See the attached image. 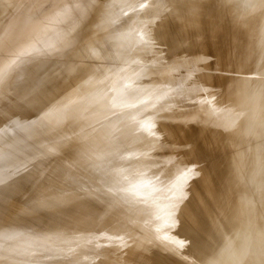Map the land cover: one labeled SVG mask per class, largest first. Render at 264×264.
<instances>
[{
  "label": "rangeland",
  "instance_id": "1",
  "mask_svg": "<svg viewBox=\"0 0 264 264\" xmlns=\"http://www.w3.org/2000/svg\"><path fill=\"white\" fill-rule=\"evenodd\" d=\"M147 1H150L151 3L149 2L148 4H152V6H155L158 3L155 0H147ZM152 1H154V2H152ZM179 1H180L179 4H181V7H179L178 5L177 6L162 5L161 6L162 9L160 10V12H158V10H157V13L153 12V15H156V18L162 17V19L160 20L158 18L159 21H157L156 19L154 21L152 20L148 24H145L143 26V31H144V33L147 31L146 34L148 36H150L151 34H156L157 33L162 38L160 40L156 41V42H148V40L147 41L142 40V41L138 42L136 40V42H138V43H136L135 45L138 44L137 46H134V43H135L134 40L133 41L129 40L124 46H122V44L120 45V42L119 43L112 42L109 45L108 42H107L109 38H107V35L104 34V30H105L106 26H104V25L101 26V29L103 30V32H101L102 35L101 36H97L96 34H93V32H91L92 31L91 28H89V27L86 28L87 27V23H85V20H81V22L79 24L81 27L78 26L77 24L67 25V23L64 22L63 20H57V21H51L50 22V23H52L51 25L41 26L38 29L39 33L33 39L35 41L37 40V43L41 42L42 40L52 36L54 33L58 32V31H61V30H64L66 36H65V38H63V40L58 42V44L55 46V48L54 47L50 48L48 45H46L45 47L44 46L40 47L41 49H38V50H35V51H31V52H27V53H31L30 57L23 55L22 59H27L30 62L25 64V66H23L20 69L19 73H21V75H23L26 72H28L29 70L35 71V73L38 75V78L36 77V80L39 79V86H40L39 88H40V90H42L41 86L46 84L48 82V80H50L51 78L54 79V77H56V75L59 78V79H57V78L54 79V80H56V83H57V81L60 84L63 83L65 87H66V84L68 85V83H70L72 85L73 82H74L73 81L74 79L72 78V75H75V72H73V70L74 71L75 70H78V71L82 70L81 71L82 74L80 73V75H82V76L79 75L78 71H76V73L78 74L79 77H82V79H85L84 80L85 84L84 83L83 84L88 86V89H87L86 94H84V95L82 94L83 97H81V95H79V92L77 93L75 91L76 90L75 88L73 90L69 86V88H71V90L73 91V93H71L72 91L71 92H69V91L67 92L68 89H65L64 86H63V90H62L61 85H58L59 83L54 84V80L53 81L50 80V83L48 82L49 85H52L53 87L55 85L58 86V87L55 86L56 88L54 87L55 88L53 90L54 93H55V90L57 88H58L57 90L61 89V90H59L61 92L58 91V93H57V91H56L55 96L53 95V100H57V98H56L57 95H59L60 93L62 94L66 90V94L63 93L64 96H62L63 94L62 95L60 94V97L62 99H65L64 97H67L69 99L71 97H74V98L70 99V100H72L71 102L68 99V101L71 103L70 107H72L73 104H76V105L80 104L81 105V106L79 105V107L77 106V109L79 108L78 111L81 112V113L78 112L79 116H83V117L77 118V120H79V121L81 120V121L80 122L78 121V124H76L77 127H76V125L74 126L75 128L72 127L71 125H70L71 127H68L67 130L61 128V130L63 132L67 131V133H65V134L63 133L65 136L63 134H62L63 136L62 135L61 136L57 135L59 133L58 129H56V127L53 128L51 126L52 122H50L51 124H49V120H50V118L52 119V117H48V116H51L52 113H56V112H60L61 113V112H63L62 110H64V111L66 109L69 110L70 103L68 101L67 102L69 104L66 102L67 98L65 99V101L64 100L62 101V99H61L60 100L61 102L58 103V100L60 99V97H58L57 102L55 101L56 103H54L53 100H51L52 98H50V94L51 95L53 94V92L51 91V89H53V87L49 86L48 84H46V85L48 87H50L51 89H49L48 87H46V85H44L42 91L44 92L45 87H46L45 90H47V88H48V91H50L51 93L49 94V92L45 91V93L49 94V95H46V96L54 104L53 103L51 104L50 101L47 100V99L45 100L46 102L45 101L42 102L43 105H42V103L41 104L38 103V102H40V100L41 101L44 100V98H42V97H41L42 99L38 98V96H40V94L38 95L40 90L37 91V92L35 91V95L36 94L38 95V96L36 95L37 97L36 96L35 97L40 99V100H38V99L36 100L35 99L36 101H34V102L31 101L32 98H35V97H32V94L34 95V92H33L32 89H35L36 85H34V84L37 83V81L35 79L33 80L32 78H30V79L28 78V79H26L23 82L26 86H29V88H26V89L30 90V92H28L30 97L28 95V96H26V97H28L27 99L24 98L25 97L24 95H26L27 93L22 95L24 100H25V102H26V104L27 105L31 104L32 107L31 106L30 107L29 106L26 107V104H24L25 103L24 101H23V104H24L23 107H25V110H24L23 107L21 108V107L18 106V105H21V104H18V101L15 100V97H16L15 94H17L15 92L17 91L16 90L17 86H14L13 88H10L11 93H9V95H8V97L11 96V97H9V98H11L10 100L13 99V105L14 104L16 105V101H17V106L14 105L17 108L13 107L12 103H10L11 106H9V103H7L8 105H4V106H6V107L8 106L7 107V112L8 111H10V112L6 113V108H4V106L2 104H0V131L3 132V133H4V131L8 132L7 130L15 127L14 132L12 131L13 129L9 130V132L7 133V134H9L8 136L6 135V132H5V135L0 132L1 135H2V137L0 136V139H1L0 140V171H2V170H6L7 171L6 175L3 178L0 179V185H1L0 186V189H1L0 190V196H1V193H5L6 192V194H4L5 196H1V198L3 197V200L0 199V208L2 206H4V207H2L0 209V211H2L1 214H0V216H1L0 219H2V221H3V223H2V221L0 220V223H1L0 224V229H1L0 230V249L4 246L0 250V264H9V262L12 263V261H14L13 264H15L16 262H17V264H112V263L113 264L114 263L115 264H136L135 260H137V259L134 256H132L134 254L133 253L134 251H135V254L137 253V256L138 255L140 256L142 262L145 263V264H146V262H149V261L150 262L147 263V264H151L153 261L155 263L153 262L152 264H156L157 260L159 261V259L161 261L160 264H163V262H165V260H163V259L167 258L166 261H168V257L167 256H168V254L171 253L170 250H172V253L174 251L178 252V250H179V252L181 251L180 254H182V256L184 254V259L186 260L187 249L186 248H179V247H181V244L179 246V243L180 242L182 243L181 239L184 238L185 234H187V231L191 229V226H192V228H196L198 231L200 230V232H201V229L198 228V225H197L198 222H200V221H201V223H204V224L208 225L207 229L209 231V236H210L209 238L212 239V240L210 241V239L207 238L208 242H210L209 243L210 247H209V245H207L208 243L203 238H202L203 244H202V240H201L199 242L200 245H199V243L197 245V243H195L197 240L193 239L194 240V241H192L193 244L195 243L196 246H201V247L204 248V251H201L200 253H197V255H199L198 257H195V255H193V257H194L193 259L195 260L194 264H200V263H202V264H206V263L207 264H214V263L215 264H221V263H223V264H232V261L233 262L234 261L235 262L236 261L237 262L238 261L242 262V263H237V264H247V263L248 264H259L260 262L261 263L264 262V261H262V260H264L263 259L264 258V251H263V248H264V241H263L264 240V233H263V236H261L262 232H264V229H263V227H264L263 226V224H264V212H263L264 211V204H263L264 203V199H263V197H264V186L259 183L257 178H255V175L258 172L260 174V172H262L263 169H262V171L257 169V168L254 169L253 161L251 159H249V158H246L247 154L250 151L255 153V151L257 150L256 153L260 152V151H261V153H263V149L262 148L264 147V131L260 130V128H262V129L264 128V89L255 88V90H253L254 93H255V91H258L260 94L259 95L257 94L258 96L256 95L255 99L251 101L249 99V95L251 97H254L255 95L248 91V86H249L250 82L247 79V77H246V79L243 77L245 75V72L244 73L242 72L241 74H243V76L240 75V77H236L235 72H233L234 75L230 76L231 77V80H230L231 89H230V91L233 90V92H232V96H231V102L230 103L227 102V105H228L227 108H232V107H234L232 105L237 104L236 105L237 106L236 108L238 109L237 111H239L240 113H241V111H243V115L242 116H243V118L245 117L244 119L246 120L247 123L250 122V120H257V122H255L254 124H250L249 123V125H247V123H245L244 125L241 124V125L238 126V125H236V123L238 122L237 120H240V116L237 117V114L235 113V114L231 115V117L229 116V118H228L227 117L228 115H226V113L222 112V115L224 117V119H223L224 123H222L220 125V126L223 125L222 126L223 128L219 127L218 137H221V135H223L221 138L224 137L223 140H227V139L231 138V135L233 136V134H235V135L238 134V136H239V137L237 136L238 140L240 138L241 139L243 138L242 139L243 142L240 139L239 141H241V142H238V144L235 147L230 146L228 148L226 147V146H228V144H227L224 147L225 149L223 150L222 149L223 148L222 147L223 143H221L222 139L221 138H220V140L216 139L215 140L216 142H214V143L215 144L217 142L218 143L215 145V147L216 146L217 147H216V150L213 152L212 159L211 158H210V160L207 159V157H210V156L206 157V154L200 156L199 154H202V153L199 152L200 148L198 147V143H196L197 146H195L194 142L197 140L196 138H197V136L199 134V131H198L199 128L198 127L201 126V125H199V121L202 120L203 118H205V115L207 114V112L209 113V111H207L208 109L207 110L205 109L206 110L205 111L204 109H202V107H200V105H204L203 104L204 102L202 101L203 100L202 97H204V95H205L203 93L204 89H203V85H202V80L205 83V82L208 81V78H206V76L204 78L203 77L200 78L201 85H202L201 87H202L203 90L202 89L200 90V81H199V85H198L199 87L197 86V88H196V85H197L198 81L196 82L197 78H194L195 77L194 75L199 74L197 71H199V72L201 71V68H200L201 66L198 67V65H196V62H198V60L200 62V58H201L200 53H198L199 43L198 44L196 43L197 34L195 36L194 32L193 33L191 32L192 31L191 30L192 27H191V25H189V23L181 22V20L184 19V16H186V14H188L189 11H191L190 10L191 6H192L191 2H193V0H179ZM183 1H185L186 5H185V3ZM173 11H175V12H173ZM73 13H76V12H73ZM134 13L136 15H139L140 17H142V16L145 15L146 11H145V8L143 6H141L139 8V10H136V12L133 10L132 14L135 15ZM174 13H176L175 14L176 16L172 15ZM178 13H180V14H178ZM92 15H95V14H93V12H92ZM113 16H116V13ZM174 17H176V18L174 19ZM168 20H169V23H168ZM159 23H164V25L160 26ZM82 27H84L86 30L90 31L89 32L90 35L88 34L86 36V33H85V35L83 36L84 32L82 31V33H80V28H82ZM92 28H94V27H92ZM183 28H185L184 31L182 30ZM188 29H190V30H188ZM148 31H150L151 34H149ZM166 31H167V33H166ZM177 31H181L183 34H185L183 36H187V35H189L191 33L190 34V36H192L191 38L193 39V37H194L195 39L192 40L188 36L187 37L190 40H192L191 41L192 44L189 43L190 46H189V44H186V45L184 43L181 44L180 43L181 41L179 42L180 38H178V37H177L178 38V41H177L176 37L173 36V35H175V33ZM32 35H33V33H32ZM79 36L80 37L83 36L84 38H82V37L80 38ZM171 37L174 38V40L170 39ZM75 41H76V43H75ZM92 42H93L94 46L97 47V51H95V53L86 54L85 51H88V47L89 46H93ZM179 43H180V45H179ZM195 44H197V46H195ZM107 45H108L109 49H108V47H106ZM64 46H65V48H64ZM68 46L73 47V49L75 48V52L71 53L69 51V52L66 53V51H67L66 48ZM103 46H105V48L108 49V53H107V49L103 48ZM156 46H158V47L161 46V47L160 48L157 47L158 48L157 49ZM152 47H153V49H152ZM103 49L106 50V54L102 53V51H105ZM99 50H100V52H99ZM167 50H168V52H167ZM109 51H110V54H109ZM147 51H148V53H147ZM149 51L151 53H149ZM152 52H153V55L150 56V54H152ZM107 54H109V55L107 56ZM138 56H139V58H138ZM152 56H153L154 59L152 58ZM140 58H141V60H139ZM143 59H145V60H143ZM137 60H139V61H137ZM147 61L150 63V65L148 64ZM132 62H133V64H132ZM256 62H258V61H256ZM260 62H262V60H260ZM49 63H54V64L59 65L58 67H57V65H54V68H53L54 72H53L52 69H50V71H48L49 69L47 70L48 72L51 73V75H49L50 73L49 74L46 73L47 71L45 73H43V70H42L43 66H45V64H49ZM85 63H86V65H89L91 67L87 68L88 66L86 67L84 65ZM60 64H62V66H60ZM144 64L147 65V66H145ZM64 65H65V67H67V70L64 68ZM105 66L109 67L108 70H107V68H105L106 71L108 72V74H107V72H105V69L103 68ZM129 66H130V68H133L134 71L132 69L130 70ZM55 67H56V69H55ZM62 67L66 71L63 72V70H62L63 68ZM69 67H70V69H69ZM80 67H82L84 69H82ZM112 67H114V69H115V67H117L116 68L117 72H115V71L113 72L114 69H112ZM57 68L59 69V71L62 70L61 72H63V73H60L61 74L60 77H59V74H58L59 71H58ZM90 68H91V70H89ZM142 68H145V69H142ZM86 69L88 70L87 71L88 73L86 72ZM71 70H72V72L70 73ZM144 70H146V71L144 72ZM40 71H42L43 76H42V74H39ZM150 71H151V73H150ZM179 71H183V72L179 73ZM184 71H186V72H184ZM55 72H57V74ZM83 72H86V73H83ZM102 72L103 73L105 72L106 74L105 73L103 74ZM109 72H111V74H109ZM136 72L137 73L139 72V73L137 74ZM188 72L193 74L192 75L193 77L191 76L190 79L187 80L188 83L190 82V84L187 85V82L184 83L185 82L184 81L185 78L182 77V76L185 73L186 74L184 76H187ZM196 72H197V74H196ZM54 73L56 75H53V77H52V74H54ZM69 73L71 74V78H72V80H70V81L67 80L68 78H70L69 77L70 75L68 76ZM112 73H115V74H112ZM65 74H67L68 78L65 76ZM77 74L75 76H77ZM85 74H87V76ZM102 74H103L102 77L105 76L104 78L100 77ZM130 74H132L131 76H134L135 74L136 75H135V77L132 78L130 76ZM161 74H163V75H161ZM44 75H47V76L44 77ZM48 75H49L50 79H47ZM127 75H128V78H127ZM170 75H171L172 78H176V75H177V78L179 77L178 79H180L181 81L178 80L177 78L176 79H171ZM188 75H190V74H188ZM39 76H42L43 78H39ZM75 76H73V77L76 78ZM78 76H77V78H78ZM129 76H130V78H129ZM247 76L249 78L253 77L249 73H248ZM99 77L101 78L100 81L103 79L101 81V83L99 81ZM160 77H161V79H160ZM168 77H170V79H169L170 81L168 80ZM198 77H199V75H198ZM125 78H127V79H125ZM153 78L154 79L156 78V80H153ZM165 78H166V80H165ZM65 79H66V81H64ZM80 79L79 80L75 79V82H74L73 85L76 86L77 81H78L79 83L77 84V86L79 85V87H81V88H82V86L86 88V86H84V85L81 86V84H82L81 82L83 80H80ZM129 79L132 80L131 83H130ZM142 79H143V81H142ZM229 79L230 78L228 76L224 77L225 81H227ZM40 80L41 81L43 80L44 82L42 81L43 83L41 84ZM149 80L150 81L152 80L151 83H150ZM177 80H178V82H176ZM198 80H199V78H198ZM51 81H52L53 84H51ZM162 81L166 85L162 84ZM173 81H175V83H173ZM243 81L245 82L246 86L244 84H242ZM66 82H68V83H66ZM171 82H172V86H171ZM181 82L183 83V85H182ZM1 85H2V79L0 77V89H1ZM115 85H117V86H115ZM121 85L123 87H121ZM153 85H154V87H153ZM185 85H186V87H184ZM191 85H192V87H191ZM134 86L137 89H135ZM156 86H157V88H156ZM173 86H175L174 90L172 89ZM189 86H190V88H189ZM108 87H109V89H108ZM115 87H116L117 91H118V89L123 90L122 93L120 91H118V94H113V92H114L113 90H115ZM117 87H119V88L117 89ZM176 87H177V91H176ZM66 88H68V87H66ZM208 88L211 89L212 85H210V87H208ZM101 89H102V91H101ZM157 89H159V90H157ZM181 89H183V91H181ZM189 89H191V91H189ZM193 89H194V93H192ZM31 90H32L33 93L31 92ZM77 90L79 91V89H77ZM96 90H97L96 98H97V93L99 91L102 92L101 96H100V92H99V96L100 97H99V99L97 98L98 101H97V99L94 98L95 97L94 96L95 93H93ZM116 90H115V92H117ZM178 90H179V95L177 94ZM184 90H186L187 92H185ZM207 90H209V89H207ZM198 91H200V93ZM2 92H3V90L2 91L0 90V100H3V98H4L5 92H4V94ZM25 92H27V90ZM74 92L76 93L75 95H74ZM127 92H128V94H127ZM152 92H153V94H152ZM155 92H156V94H155ZM167 92H168V95L166 96ZM70 93H71V96H70ZM119 93H121L122 96L119 95ZM181 93H182V95H181ZM223 93H224L223 90H219L217 92V97H219L218 95L223 96ZM246 93H247V95H246ZM77 94L80 96V98H81L80 101L81 102H78V97H76ZM106 94H108V95H106ZM123 94H125L126 96L131 97L132 100L134 102H136L135 104H134V102L132 103L134 105V107L136 106L135 108L132 106L131 103H128V105L125 103V101H124L125 99H124ZM201 94H203L202 97L199 96ZM13 95L15 96L14 98H12ZM68 95H69V97H68ZM103 95H105L104 98H103ZM244 95L246 97H244ZM260 95H261V97H260ZM22 96H18V99L20 97H22ZM44 96H45V94H44ZM177 96H178L179 99L177 98ZM8 97H6V100L8 99ZM54 97H55V99H54ZM91 97H93L95 99V102L98 104V107H96L97 106L96 103H94L95 105L92 103V102H94L93 101L94 99L92 100ZM76 98H77V102L78 103H74L75 102L74 99H76ZM116 98L118 99V101H116ZM199 98H202V99L199 100ZM235 98H236V101H235ZM28 99H29L30 102L29 101L27 102ZM102 99H104L105 104H102V103H104V101ZM112 99L114 101H116L117 105ZM101 100H102V102H101V104H99L100 103L99 101H101ZM185 100H186V102H185ZM192 100H195V102L192 101ZM237 100H239V101H237ZM89 101L91 102L90 106L94 105V107L93 106L90 107V108H92V110L90 108L87 109L88 105L90 103ZM157 101L159 102V105L157 104L158 103ZM201 101H202V104H201ZM63 102H65V103L63 104ZM87 102H88V104L85 105ZM108 102L109 103L110 102L113 103V105H110V107L112 106V107H114V109H116L115 110L116 114L118 113V111L120 109L123 110L124 118H120L121 119L120 121H123V120H124V122L127 121V124L129 126H133L131 124L134 121L135 122L138 121L137 123L139 124V126H141L142 123L143 124L145 123L144 126L145 125L147 126V127L145 126V128H144L145 131H144V129L143 130L141 129V131H137V130L134 129L135 132L136 131L139 132V133L136 132L137 135L138 134H141V135L143 134V136H144V134L146 135V132H148V130L149 131L153 130L156 133V128L155 127H157V130H159L158 128H160V126H161V128H163V125H161V124H166V123H167V126H169L167 128H170V129L167 130L166 128H163V130H162L160 128L159 134L157 133V136L159 137V139H157L158 137L155 135L156 138L153 136L156 139V140H154V142H152L153 141V139H152L153 137H151L152 140L150 138L148 139L150 143L147 142L148 140L145 141V143L150 144V145L146 144L147 147H145V145H144L145 143H144L143 144L144 146L142 147V145H141L140 147H138L139 149L137 148V150H136L135 146H131L130 145V147H131L130 148L127 144L124 145L123 142H120L118 144L111 143L110 142L111 139H112L111 137H114V133H116V131H115L116 130V126L113 125V123L112 124L110 123L111 125L109 124L110 120L111 119L113 120V116L115 117V114H113L114 113V109H111L112 107L108 108L109 110H106V108L103 106V105H105V106L108 107V105H109V104L107 105ZM164 102L166 104L168 102V105L164 104ZM35 103L36 104L38 103L39 106H37L38 104L36 105ZM121 103L122 104L124 103V106ZM33 104H34V107H33ZM65 104L67 105L66 108L64 106ZM120 104H121V106H120ZM136 104H139V105H136ZM238 104H239V106H238ZM250 104H251V106H250ZM253 104H255L254 107H253ZM125 106L126 107L129 106V107L126 108ZM9 107H11V109ZM27 108H29L31 110L28 111L29 109H27ZM93 108H94V110H93ZM166 108L169 109L168 110L169 112L167 111ZM18 109H19V112H18ZM20 109L21 110L23 109L22 110L23 112H21V114L23 113L22 115L20 114ZM42 109L43 110L45 109L44 111H47V113L46 112L43 113ZM99 109L102 110V111H100ZM134 109L140 110V113L137 112L138 110L136 111ZM245 109H246L247 113H245L246 112ZM26 110L29 113L26 112ZM68 110H66V111H68ZM95 110L97 111L98 114L96 113ZM104 110H106L107 112H105ZM171 110H173V111H171ZM201 110L202 111L204 110L205 113H203ZM216 110L217 109H213V111L215 113H213L212 110L210 111V113L216 114ZM11 111H13V112H11ZM15 111H17L19 113V115H17L18 113L16 112L17 113L16 114ZM134 111H136V112L134 113ZM251 111H252V113H251ZM104 112L106 114L105 115V119L108 118L107 120H109V121H105L104 118H101L103 116L102 113H104ZM25 113H26L27 116H24ZM49 113H50V115H47V117L44 115V114H49ZM87 113H89V114H87ZM131 113H134L132 118L129 119V121L127 119L125 120V118H127V116L130 117ZM209 114L206 115V118H208V117L210 118ZM107 115H109V116H107ZM117 115H119V114H117ZM251 115H253V116H251ZM19 116H22L23 118L21 117L20 119H22L24 121L26 119V122L23 123L24 121L20 120ZM110 116H112V117H110ZM140 116H142L143 119ZM171 116L173 117V119H172ZM16 117H17V119H16ZM72 117H68V118L71 119ZM184 117H186V118H184ZM15 119L16 120L19 119V122L22 121L21 123H23V125H21V124H16L15 125V122L16 123L18 122ZM225 119H226V121H225ZM96 120H97V122H96ZM142 120L144 122L141 123L140 121H142ZM168 120L170 121L169 123H168ZM247 120H249V121H247ZM157 121H159L160 123L158 124ZM175 121H177V122L175 123ZM171 122H173V124L175 123L174 126L172 124H170ZM202 122H203V120H202ZM233 122H235V123H233ZM65 123H67V122H65ZM107 123L110 125V126H108V129L106 130L108 132L107 134H109V135L106 136V133H105L106 131H105L103 133L105 135V137H104V135H101V137L103 136L102 138L100 136L95 138V136H93V131H96V133H97V131H98L97 129H100V126L102 128V126H105L104 124H107ZM6 124H8V127H9V125L12 126V127H10L8 129L6 127ZM79 124H80V126H79ZM97 124H99V125H97ZM230 124L231 125L234 124L236 126L232 127V128H234L233 129L234 133L231 134L230 137H228L229 135L227 134V136H226L225 133H226L227 126L229 128L231 127ZM31 125L34 126V127H32ZM90 125H94V127L93 126L91 127L93 129L90 128L91 132H92L91 135H90V133H91L90 129L88 128V127H90ZM96 125H97V127H96ZM245 125H246V127H245ZM26 126H29V129H27ZM86 126H88V127L85 128ZM172 126H173V128L175 127V129L171 131V129H172L171 127ZM253 126H254V128L259 129V130L257 131V133H254L255 139H253V142L249 143L247 141V139L249 138V136H252V135H250L248 130H250V128H252ZM78 127L80 129L85 128V130L88 129L89 131L87 130L86 133H85V130L83 131L84 133H82L81 131L77 132L74 129H76ZM109 127H110V130H109ZM164 127H166V125ZM187 127H189V128H187ZM33 128H35L34 130L39 129V131L36 130L35 131L36 133H34L33 131H31V130H33ZM146 128L148 130H146ZM178 128H179L180 131L178 130ZM232 128H230V130H232ZM165 129L167 131L173 132V133L170 134V137L173 136L172 138L167 136L169 133ZM187 129H188V131H187ZM64 130H66V131H64ZM138 130H140V129L138 128ZM221 130H223V131L221 132ZM27 131H28V133H26ZM29 131L32 132V135L33 134H38L39 135L41 133L44 136H41V134L39 136L41 138L44 137L45 139L48 136L49 137L47 139L51 138V136H52L53 139L55 137H58L57 138L58 142H57V140H55L56 141V142L54 141L55 144L50 146V144H48V143H46V142H44L42 140V142H38V144H37V141L38 140L41 141L40 140L41 138L39 136H37V137H39V139H38L36 137V135H34V138L38 139V140L36 139L37 140L36 141L33 138L32 135L31 136L29 135V134H31V132H29ZM11 132H12V134H11ZM68 132L70 133V135H69ZM76 132H77V135H76ZM162 132H164V133H162ZM19 133L22 134V136ZM136 133L133 132V136L136 135ZM148 133H151V132H148ZM18 135L21 136L22 139L18 140L19 139ZM131 135H132V133H131ZM245 135H247V136L245 137ZM3 136H7V137H3ZM86 136L88 137V139H87ZM166 136L169 137L171 140H165V139H169ZM225 136H226V138H225ZM70 137H72V138H70ZM92 137H94L93 138L94 140L92 139ZM106 137H107V139H108V137H110L109 140H108L109 142H107ZM175 137H176V140H174ZM215 137H217V136H215ZM234 137H236V136H233L232 138H234ZM12 138L13 139L15 138L16 141L12 140ZM104 138L106 140L102 141V139H104ZM161 139L163 140V142H162L163 144L160 143V145H162L160 148H164V151L162 152L163 155H164L163 157H162V154L160 153V151H158V152L161 155H159V153L156 151V148H154L156 143H157V145H159L158 144V140L160 142ZM87 140H91V141H87ZM83 141H86V143L84 142L85 144H83ZM98 142L101 143V144H99ZM174 142H176V143H174ZM244 142H245V144H244ZM92 143H94V144L97 143L98 146H96L97 144L94 145ZM192 143H194V144H192ZM56 144H57V146H56ZM109 144H111V145H109ZM112 144H113V146H112ZM250 144H251V146H255V147L258 146V149L251 148ZM34 145L37 146V147H35ZM39 145L41 146V148H40ZM69 145H71V146H69ZM89 145L91 147L92 146H96L97 148L95 147L96 148L95 149L94 147H92L90 149L91 150L93 148L94 149L91 151L90 149H88L90 147ZM99 145H100V147H99ZM102 145H103V147H101ZM121 146H123V147H121ZM126 146H128L127 148L131 152H129V151L127 152L128 149L126 148ZM208 146H209V149H210V145H208ZM55 147H57V148H55ZM117 148H118V150H117ZM124 148L127 149V150H125L126 152H124V150H123ZM142 148L143 149L145 148V150H143ZM157 148L159 149V146H157ZM179 148H180V150H179ZM42 149H44V150H42ZM220 149H222V150L220 151ZM245 149H247V150H245ZM33 150L35 151V153H34ZM51 150L52 151L54 150V152H52ZM88 150H90V151H88ZM105 150L107 151V153H106ZM140 150H141V152H140ZM147 150L149 151L148 155L146 153V152H148ZM47 151H49V152H47ZM113 152H115V153H113ZM150 152H153V153H150ZM156 152H157V154H155ZM23 153L25 155L24 157H23ZM36 153H37L38 156H36ZM42 153H43V156H42ZM100 153H101V155H100ZM110 153H111V156H110ZM136 153H138L139 155L136 154ZM219 153L221 155L223 154V157L220 156ZM48 154H50L51 157H50V155L48 156ZM112 154H114L113 157H112ZM140 154H142V156ZM149 154H150V158L148 157L149 158L148 159L147 156H149ZM21 155H22V157L24 159L22 157H20ZM105 155H107V157L109 156L111 158H109V157L106 158ZM133 155H135V156H133ZM136 155H138V156L136 157ZM154 155H158L159 157L157 156V158H156ZM263 155H264V153H263ZM31 156H32V160H31ZM59 156H60V158H59ZM102 156H104L106 159H104V157H102ZM25 157H26V159H25ZM34 157H36V159ZM42 157H43V159H41ZM151 157L152 158L155 157L154 160ZM202 157H204L206 159V160H204V162L208 160V164L210 163L209 161L213 160L214 161V163H213L214 165H211L212 162H213V161H211V164H210L211 167L208 166L207 163L206 164L203 163L204 165L202 164L203 167H201V163L203 162L202 160L204 159V158L202 159ZM61 158H62V160H61ZM112 158H114V159H112ZM197 158H199V160L200 159H202V160H200V162H199V160ZM222 158H225V160L222 159ZM45 159H47V160L45 161ZM109 159L111 161H113V160L114 161L112 163L108 162ZM150 159H152L151 160L152 162L150 161ZM36 160H38V161H36ZM220 160L222 162H220ZM134 161H136L135 164L138 166V168L140 167L138 169V171H136L137 167H135V169L133 167V166H135V164L133 163ZM170 162H171L170 165L172 167H173V164H174V166H177L178 168L177 167L176 168H172L173 170H175L173 172V175H172V173H168L165 177H161L162 174L160 175V173H161L162 169L160 170V172L157 171L156 169L162 168L161 166H169ZM58 163H59V166H58ZM130 163L133 164V166L130 165ZM244 163H246V164H244ZM26 164H28V165H26ZM66 164H67V166H66ZM123 164L124 165L125 164L130 165V167L128 169V168H126L127 167L126 166L125 167L126 169H125L124 173L122 172L123 173L122 174V173H120V171L123 170V169H121L118 166L122 165V168H124ZM149 164H152V166H150ZM198 165H199V167H201V169H203V170H200V172L198 171V168H199ZM227 165H228V167H227ZM249 165L252 166L253 168L250 167ZM131 166H132L133 170H132ZM205 166H207V169H209L208 167H210L209 172H211L210 170H212V169H213V171H215L214 169H216V171H218L220 173V174L217 173L218 175L221 176V173L222 172L224 173V175L221 176L222 177L221 185L219 184V179L217 180L216 177H215L217 174H215V172H213V171L212 172L215 175H213L212 172L209 173L207 170H205L206 168L204 169ZM212 166H213V168H212ZM16 167H17V170H16ZM42 167H43V169H42ZM62 167H64V168H62ZM117 167H118V169L120 168L121 170L120 169L118 171L115 170V169H117ZM249 167L252 168V171H251V169H249ZM151 168H152V170L154 169L153 171L156 170L159 173L152 172ZM189 168L193 169L195 175H192L191 179H189L187 181V183L184 185L182 199L177 200L176 199V192H177L178 178H180L182 176V174ZM58 169H59V171H58ZM81 169H82V171H81ZM130 169L132 171H136V172H133L135 176L132 173V176L135 179L130 176L131 172H132ZM108 170H112V171L114 170L116 173H119V174L116 175V173L114 171H113L114 173H112V171L108 172ZM201 171L202 172L205 171L203 173H205L206 176L209 173V176H208L209 178L205 177L207 180L209 179V182H211V183L208 182L210 184L209 186H207V183H206L207 181H205L206 179L203 178L205 175L203 173H201ZM106 172H108V173L106 174ZM196 172H198L197 176H196ZM21 173L31 174V177L27 178V180H26V178H24L23 181H20V178L22 177ZM90 173H92V174H90ZM103 173H104V175H106V178L103 176ZM109 174H112V175H109ZM98 175L99 176L100 175L103 176V178H101V176H100V178H97V177H99ZM107 175H108V177H107ZM198 175L199 176L200 175L201 176L204 175L203 177L200 176L204 180L203 181H202V179L200 180ZM210 175H211V177H210ZM218 175H217V178L220 177ZM127 176H128V179H127ZM213 176H214V178L216 180L213 178ZM242 176H245V177H242ZM252 176H254V177H252ZM224 177L226 178V181L225 180L224 181L227 182V183H225L223 181V179H225ZM210 178H213V179H210ZM8 179L10 180V182H8L9 181ZM254 179H255V182H254ZM17 180L22 182V184L26 180L25 183L22 185V187H24L25 190H24V188H22L23 191L16 192L17 190H12L11 189V185L13 183H15ZM29 180H30V182H29ZM213 180H215V181H213ZM230 180L231 181L233 180L234 182L233 181L231 182ZM245 180H247L248 182L245 181ZM252 180H253V183H252ZM18 181L16 182L17 184L19 183ZM216 181H217V183L219 185L218 187H219L220 190L219 189L216 190L218 188V187L216 188V186H217ZM249 181L251 182V184L249 183ZM257 181H258V183H257ZM88 182H89V184H88ZM145 182H147V183L150 182V183L146 184ZM204 182H205V184L203 186L202 184ZM213 182H215V185H213L214 187L213 186L211 187ZM64 183H65V185H64ZM90 183H91V185H90ZM230 183H232V185ZM5 185H7V186H5ZM8 185L10 187H8ZM224 185H225V187H224ZM241 185H242V187H241ZM249 185H254L253 186L254 188H252V186L250 188ZM3 186H5V189L8 188L9 191H7L8 189L5 190ZM115 186H116V188H115ZM146 186H147V188H146ZM89 187H91V188H89ZM144 187H145V189H144ZM236 187L237 188L241 187L240 188L241 189L240 193L238 191L239 195H238V193H236V190H235ZM258 187H259V189H258ZM133 188H134V191H131V192L126 191L127 189H133ZM198 188H200V189H198ZM233 188H234V190H233ZM242 188H244V190L247 193L244 192V190ZM3 189L5 190V192H4ZM248 189L249 190L251 189V190L249 191ZM2 190H3V192H1ZM27 190L29 191L28 194H27ZM214 190H216L217 194L219 193L216 196V198L214 196L215 195V193H214L215 191ZM111 191H112V193H111ZM123 192H127L126 194H128V195L125 194V196H127V198L124 196ZM232 192H235L238 196L234 195L235 193L232 194ZM258 192H261V193H258ZM20 193H22V194H20ZM203 193L205 195H203ZM213 193H214V195H213ZM55 194L56 195L58 194L56 196V198L58 197L57 199L55 198ZM66 194H68V196H66ZM228 194H230V195H228ZM262 194H263V196H262ZM6 195H7V197H6ZM20 195H22V197ZM18 196H20V197H18ZM48 196H49V198H48ZM139 196H140V198H139ZM159 196H160V198H159ZM255 196H256V198H254ZM66 197L69 198V202L67 201L68 199ZM123 197L125 198L126 201L124 200ZM257 197H258V203L250 201V200H255V199L257 201ZM141 198H143L141 202L144 201V203H145L144 206L145 207L143 206V203H141L142 204L141 209L142 208H144V209H142V210L137 209L136 210V207L138 205L139 206L141 205V204L138 203V201ZM205 198H208L209 200L208 199L206 200ZM12 199H13V201H11ZM39 199H41V202H44L45 204L39 203L38 202V201H40ZM43 199H44V201H43ZM232 199L233 200L235 199V201H233ZM260 199H261L262 203H261ZM50 200L52 202H50ZM8 201H9V203H8ZM64 201H66L67 203L66 202L64 203ZM35 203L38 206L35 205ZM135 203L136 204L138 203V205H135ZM233 203H235V206H237V207H235L233 205ZM243 203H245V204H243ZM56 204H57V206H56ZM191 205H192V207H191ZM227 205L230 207V210H229V207ZM155 207H157V208H155ZM257 207H258V209H257ZM260 207H262V208H260ZM137 208H140V207H137ZM250 208L252 210H250ZM18 209H19V211H18ZM81 209H82V212H81ZM223 210H224V212H223ZM225 210H226V212H225ZM231 210H232V212H231L232 215H230V211ZM6 211H7V213H6ZM77 211H80L81 214H79ZM256 212H257V214H256ZM187 213H188V215H187ZM199 213H200L201 216L199 215ZM225 213L229 214V215L228 216H224V215H226ZM76 214H77V216H76ZM245 214H246V216H245ZM253 214H255V216ZM16 215L19 216V217H17ZM237 215H239V216H237ZM242 215H244V216H242ZM249 215H251V216H249ZM4 216H5V219L3 220ZM7 216H8V218H7ZM9 216H12V217L10 218ZM197 216H199L200 218L197 217ZM203 216H204V219L202 218ZM231 216L233 218H231ZM15 217L18 218L19 221L17 223H13L14 226L13 225L10 226V224H11L10 222L13 221V219ZM23 217H24V219H23ZM226 217H228V218H226ZM247 217H249V218H247ZM251 217H253V218H251ZM6 218L8 220L9 219H12V220L8 221V220H6ZM46 218H48V219H46ZM35 219L37 221L40 220V222L43 220L41 222V224H39V225H40L41 228H43V226H41V225H45V229L47 231L44 230V228H43V231H42V230H40L41 229L40 227H39L40 228L39 229L37 226H35V223L37 222ZM197 219L199 220L198 222H197ZM31 220L33 221V223L35 222L34 223L35 227L32 226L33 223L31 222ZM188 221H190V222H188ZM40 222L38 221V223H40ZM59 223H62L63 225L62 224L60 225ZM6 224L9 225V226L7 227ZM58 224H59V226H58ZM3 225H4V228H3ZM167 226L169 228H167ZM36 227L38 229H36ZM88 228H89V230H88ZM137 228L139 230H137ZM240 228H242V229H240ZM259 228H261V229H259ZM34 229H36L37 231L34 230ZM254 229H255V231H254ZM38 230H40V231H38ZM235 230H236V232H235ZM247 230L251 231V233L248 232ZM260 230H262V232L259 233ZM143 232H144V234H143ZM213 232H215V233H213ZM19 234H20V237H22L21 241H20V238L18 237ZM224 234H226V235H224ZM259 235H260V237L263 240L259 238ZM16 236H17V240H16ZM238 236H239V238H238ZM241 236H242V238H241ZM250 236L251 237L253 236V237L250 238ZM13 237H14V240L17 241V243H16V241L12 242L13 241ZM26 237H28V238H26ZM153 237L156 238L157 240H155V239L153 240ZM148 239H150V240H148ZM250 239H252V241H254L256 243L252 242ZM29 240L31 241L30 243H29ZM222 240H225V241H223L224 244H223ZM259 240H262V241L259 242ZM18 241H20V242H18ZM157 241L159 243L160 242L161 243L159 244ZM213 241H215V242H213ZM151 242H152V244H151ZM154 242L157 245H155ZM165 242H167L168 244H166ZM169 242H171V243H169ZM214 243L216 244L215 246H214ZM227 243H229V244H227ZM2 244H4V245H2ZM161 244H163L164 246L162 245V249H159V248H161V246H160ZM15 245L17 246V248H16ZM204 245H206V247ZM247 245H248V248H247ZM260 245H263V247H261ZM26 246H28V247L31 246V247H29L31 249V252L34 249V247H32V246L39 247L40 248V252H39L40 255L38 253H36L37 251H39V250H37L38 248H36L35 252H32V253H36V254H34L35 256L34 255L31 256L32 254L28 253V251L30 249L28 247H26ZM24 247H26L28 249V250H26V252L28 253L27 255H25L26 254L25 251H24V253L22 252ZM218 247H219L220 250L217 249ZM255 247L257 248V250H256ZM258 247H260V248H258ZM245 248L248 249V252H247V250ZM153 249H155V250H153ZM166 250L169 251L170 253H168ZM94 251H96V255L95 256H94V254L92 255V253H95ZM161 251L164 252V253H162ZM198 251H199V249H198ZM224 251H226V252H224ZM233 251H235V252H233ZM245 251L247 252V254H246ZM17 253H23V255L17 256ZM145 253H146V255H145ZM223 253H225V254H223ZM238 254H239L240 258H238L239 257V256H237ZM28 255L31 256V257H29ZM128 255L131 257V259H130V257ZM158 255H161L163 258L161 256L159 258ZM201 255L203 256L202 258H201ZM211 255H213V256H211ZM145 256H146V258H144ZM164 256H165V258H164ZM217 256H219V257H217ZM226 256H227V259H226ZM228 256H229V258H228ZM32 257L34 259L36 257L34 262L32 261L33 260ZM29 258H31L32 260L29 259ZM133 258H135V259H133ZM128 259H129V261H128ZM123 260H125V261H123ZM213 260H215V262ZM118 261H119V263H118ZM196 261H198V262H196ZM209 261L211 263H209ZM159 262H157V263H159ZM190 262H192V261L190 260ZM218 262H220V263H218ZM235 262L233 264H236Z\"/></svg>",
  "mask_w": 264,
  "mask_h": 264
},
{
  "label": "bare ground",
  "instance_id": "2",
  "mask_svg": "<svg viewBox=\"0 0 264 264\" xmlns=\"http://www.w3.org/2000/svg\"><path fill=\"white\" fill-rule=\"evenodd\" d=\"M156 2H158L157 3V5H155V6H152V4H148L150 1H147V0H0V77H1V79H2V85H1V91L3 90V94H4V92H5V94H4V98H3V100H0V104H2L3 106L4 105H8L7 103H9V106H11L10 105V103H12V106L13 107H15V106H17V101H18V104H21V105H18L19 107H23V105L24 104H26V102H25V100H24V98H28V97H26V96H28L29 94H28V92H30V90L29 89H26V88H29V86H26L23 82L26 80V79H30V78H32L33 80L35 79L36 80V77L38 78V75L35 73V71H33V70H29L28 72H26L25 74H23V75H21V73H19V71H20V69L23 67V66H25V65H23V66H20V67H17L16 65L17 64H19V60L20 59H22V56L25 54V53H27V52H31V51H35V50H38V49H41L40 47H42V46H46V45H48L50 48H55V46L58 44V42H60L61 40H63V38H65V32H64V30H61V31H58V32H56V33H54L52 36H50V37H48V38H46V39H44V40H42L41 42H39V43H37V40L35 41V40H33L34 38H35V36L39 33V31H38V29L41 27V26H48V25H51L52 23H50L51 21H57V20H63L64 22H66L67 23V25H74V24H77L78 26H80L79 24H80V22H81V20H85V23H87V27L86 28H91V32H93V34H96L97 36H101L102 35V33L101 32H103V30L101 29V26L102 25H104V26H106L105 27V30H104V34L105 35H107V38H109L108 39V44L110 45L112 42H116V43H119L120 42V45L122 44V46H124L129 40H134V46H137V45H135L136 43H138L139 41H142V40H145V41H147L148 40V42H156V41H158V40H160L162 37L161 36H159V34H151L150 33V31H148L149 32V34H151L150 36H148L146 33H147V31L144 33V31H143V26L145 25V24H148L150 21H154L155 19L157 20V21H159V19L161 20L162 19V17H158V18H156V15H153V12L155 13H157V10H158V12H160V10L162 9L161 8V6L162 5H172V6H179V7H181V4H179L180 3V1L179 0H155ZM220 1V2H219ZM193 0V2H191V11H189V13L188 14H186V16H184V19L183 20H181V22H185V23H189V25H191V27H192V33L194 32V34H195V36H196V34H197V36H196V43L198 44L199 43V47H198V53H200V55H201V58H200V62H199V60H198V62H196V65H198V67L199 66H201L200 68H201V71L199 72V71H197L199 74H197V72H196V74L197 75H194L195 77L194 78H197L196 79V82L198 81V83H197V85H196V88H197V86L199 85V81H200V78L201 77H205L206 76V78H208V81L207 82H203V80H202V85H203V89H202V85H201V81H200V90L202 89L203 90V93L205 94L204 95V97H202V95L203 94H201V95H199L200 97H202L203 98V104L204 105H200V107H202V109H208L207 111H209V113H210V111L212 110L213 111V109H217L216 110V114H212V113H208L207 112V114H209V116H210V118L208 117V118H206V115H205V118H203L202 120H203V122H202V120H200L199 121V125H201V126H199L198 128H199V134H198V136H197V140L194 142V143H192V144H194L195 146H197V144L196 143H198V147L200 148V150H199V152H201L202 154H199L200 156L201 155H205L206 154V157L207 156H210V157H207V159H209L210 160V158L212 159V156H213V152L216 150V147H215V145L218 143H214V142H216L215 140L216 139H218V140H220V138L223 136V135H221V137H218V130H219V127H221V128H223L222 126H220L222 123H224V117H223V115H222V112H224V113H226V115H228L227 117L229 118V116L231 117V115H233V114H237V117L238 116H240V120H237L238 122L236 123V125H244L245 123H247L246 122V120L243 118V111H241V113L239 112V111H237L238 109L236 108L237 106V104H234V105H232V106H234V107H232V108H227V102L228 103H230L231 102V96H232V92H233V90H231L230 91V89H231V84H230V80H231V77L230 76H233L234 75V73L233 72H235V75H236V77H240V75H242L243 76V74H241L242 72L244 73L245 72V75L243 76L245 79H246V77H247V79L249 80V86H248V91L250 92V93H252V94H254L255 96L254 97H251L250 95H249V99L252 101V100H254L255 99V97H256V95L258 94H260L258 91H255V93H254V91L253 90H255V88H262V89H264V11H261V10H259L257 7H254V4L256 3V0H236V3H235V5H234V7H235V9H236V12L234 13L233 11H229V9H227L225 6H224V4H223V0ZM152 2H154V1H152ZM184 3H185V1H183ZM219 2V3H218ZM151 3V2H150ZM188 3V2H187ZM185 5H186V3H185ZM184 5V6H185ZM141 6H143L144 8H145V11H146V13H145V15L144 16H142V17H140L139 15H136L135 13V15H133L132 14V11L134 10L135 12H136V10H139V8L141 7ZM188 6V5H187ZM169 7V6H168ZM189 7V6H188ZM173 8V7H172ZM186 8V7H185ZM170 9V8H169ZM174 9V8H173ZM172 9V10H173ZM183 9V8H182ZM187 9V8H186ZM185 9V10H186ZM178 11V10H177ZM73 12H76V13H73ZM92 12H93V14H95V15H92ZM172 12V11H171ZM173 12H175V11H173ZM72 13V14H71ZM116 13V16H113L114 14ZM176 13H174V14H172V15H175ZM178 14H180V13H178ZM182 14V13H181ZM176 16V15H175ZM183 16V15H182ZM181 16V17H182ZM178 17V16H177ZM176 17H174V19H175ZM170 20V19H169ZM169 20H168V23H169ZM171 21V20H170ZM165 23V22H164ZM164 23H159L160 24V26L161 25H164ZM90 25V26H89ZM182 26V25H181ZM81 27V26H80ZM92 27H94V28H92ZM183 27V26H182ZM83 28V29H82ZM82 28H80V33H82V31L84 32V34H83V36L85 35V33H86V36L89 34V32L90 31H88V30H86L84 27H82ZM94 29V30H93ZM184 29L185 28H183L182 30L184 31ZM36 30V31H35ZM188 30H190V29H188ZM32 33H33V35H32ZM79 33V34H80ZM166 33H167V31H166ZM92 34V33H91ZM182 34V35H181ZM191 34V33H190ZM190 34L189 35H187L189 38H191L192 36H190ZM82 35V34H81ZM90 35V34H89ZM183 35H185V34H183L181 31H177L176 33H175V35H173V36H175L176 37V40L178 41V38H180L179 39V42L181 43V44H189V43H191L192 44V40L193 39H195L194 37H193V39L192 40H190L187 36H183ZM34 36V37H33ZM83 36H81L82 38H84ZM168 36V35H167ZM180 36V37H179ZM194 36V35H193ZM80 37V36H79ZM80 37V38H81ZM178 37V38H177ZM102 38V37H101ZM73 39V38H72ZM71 39V40H72ZM168 39V38H167ZM170 39H173L174 40V38H170ZM103 40V39H102ZM136 40L138 41V42H136ZM35 41V42H34ZM183 41V42H182ZM161 42V41H160ZM175 42V41H174ZM173 42V43H174ZM195 42V41H194ZM75 43H76V41H75ZM180 43H179V45H180ZM92 44H93V42H92ZM91 44V45H92ZM197 44H195V46H197ZM72 45V44H71ZM154 46V45H153ZM189 46H190V44H189ZM106 47H108V45L106 46ZM155 47V46H154ZM158 46H156V48H157ZM161 47V46H160ZM160 47H158V48H160ZM175 47V46H174ZM181 47V46H180ZM64 48H65V46H64ZM103 48H105V46H103ZM157 48V49H158ZM165 48V47H164ZM78 49V48H77ZM76 49V50H77ZM105 49H107V48H105ZM105 49H103V50H105ZM108 49H109V47H108ZM108 49H107V53H108ZM152 49H153V47H152ZM151 49V50H152ZM162 49V48H161ZM170 49V48H169ZM66 53L67 52H71V53H73V52H75V48L73 49V47H70V46H68L67 48H66ZM150 50V51H151ZM65 51V50H64ZM95 51H97V47H95L94 46V44H93V46H89L88 47V51H85V53L86 54H91V53H95ZM102 51V50H101ZM149 51V53H151ZM78 52V51H77ZM99 52H100V50H99ZM160 52V51H159ZM167 52H168V50H167ZM79 53V52H78ZM102 53L103 54H106V50L105 51H102ZM147 53H148V51H147ZM109 54H110V51H109ZM109 54H107V56L109 55ZM185 54V53H184ZM144 55V54H143ZM151 55H153V52H152V54H150V56ZM199 55V54H198ZM173 56V55H172ZM155 57V56H154ZM19 58V59H18ZM138 58H139V56H138ZM152 58H153V56H152ZM180 58V57H179ZM199 58V57H198ZM154 59V58H153ZM139 60H141V58L139 59ZM139 60H137V61H139ZM143 60H145V59H143ZM148 60V59H147ZM260 60H262V62H260ZM16 62L15 64L13 63V62ZM136 61V60H135ZM256 61H258V62H256ZM148 62V61H147ZM87 63V62H86ZM86 63L84 64L87 68H89V67H91V66H89V65H86ZM132 64H133V62H132ZM148 64L150 65V63L148 62ZM174 64V63H173ZM190 64V63H189ZM54 65H57V64H54V63H49V64H45V66H43V68H42V70H43V73H45L48 69V71H50V69H52L53 70V68H54ZM83 65V66H84ZM145 65V64H144ZM143 65V66H144ZM156 65V64H155ZM182 65V64H181ZM11 66V67H10ZM59 65H57V67H58ZM60 66H62V64H60ZM81 66V65H80ZM127 66V65H126ZM145 66H147V65H145ZM192 66V65H191ZM197 67V66H196ZM28 68V67H27ZM60 68V67H59ZM63 68V67H62ZM64 68L67 70V67H65V65H64ZM64 68L62 69L63 70V72L64 71H66V70H64ZM75 68V67H74ZM80 68H82V67H80ZM104 69L105 68H107V70L109 69V67H103ZM117 67H115V69H114V67H112V69H114L113 70V72L115 71V72H117L116 69ZM152 68V67H151ZM55 69H56V67H55ZM58 69V68H57ZM69 69H70V67H69ZM82 69H84V68H82ZM111 69V68H110ZM124 69V68H123ZM129 69L131 70H133V68H130V66H129ZM142 69H145V68H142ZM62 70H60L59 71V69H58V74H59V77L61 76V74L60 73H63V72H61ZM80 70V69H79ZM89 70H91V68L89 69ZM126 70V69H125ZM165 70V69H164ZM183 70V69H182ZM46 72V73H50V72ZM56 71V70H55ZM69 71V70H68ZM76 71H78V70H73V72H75V75L77 74L76 73ZM82 71V70H81ZM81 71H78L79 72V75H80V73L82 74V72ZM88 70L86 69V72H87ZM129 71V70H128ZM134 71V70H133ZM141 71V70H140ZM146 70H144V72H145ZM149 71V70H148ZM169 71V70H168ZM52 72V71H51ZM53 72H54V70H53ZM72 72V70L70 71V73ZM86 72H83V73H86ZM92 72V71H91ZM105 72H107L106 71V69H105ZM104 72V73H105ZM112 72V71H111ZM111 72H109V74H111ZM160 72V71H159ZM180 72H183V71H179V73ZM184 72H186V71H184ZM39 73V72H38ZM43 73H42V71H40V73L39 74H42V76H43ZM56 74H57V72H55ZM52 74V77H53V75H56V74ZM68 74V76L70 77V78H68L67 77V74H65V76L68 78L67 80H72V78L74 79L73 81L75 82V79H77V80H79L80 78V80H83L80 84H81V86L82 85H84L85 84V82H84V80L85 79H82V77H79L78 76V74H77V76H78V78H77V76H75V75H72V78H71V74ZM88 73V72H87ZM103 73V72H102ZM103 73V74H104ZM120 73V72H119ZM130 73V72H129ZM133 73V72H132ZM137 73V72H136ZM139 73V72H138ZM137 73V74H138ZM148 73V72H147ZM150 73H151V71H150ZM162 73V72H161ZM169 73V72H168ZM232 73V74H231ZM247 73V74H246ZM248 73L249 74H251L252 76V78H249L247 75H248ZM103 74L100 76V77H102L103 76ZM106 74V73H105ZM107 74H108V72H107ZM112 74H115V73H112ZM154 74V73H153ZM186 74V73H185ZM185 74H183V76L182 77H184L185 78V82L184 83H186L187 82V85L188 84H190V82L188 83V81L187 80H189L190 79V77L193 75V74H191V73H187V76H184ZM188 74H190V75H188ZM37 75V76H36ZM49 75H51V73L49 74ZM49 75H48V78L47 79H50L49 78ZM86 76H87V74H85ZM132 74H130V76H131ZM134 75V74H133ZM136 75V74H135ZM135 75L134 76H131L132 78L133 77H135ZM149 75V74H148ZM152 75V74H151ZM157 75V74H156ZM161 75H163V74H161ZM167 75V74H166ZM165 75V76H166ZM198 75H199V77H198ZM42 76H39V78H43ZM47 75H44V77H46ZM73 76H75L76 78H74ZM80 76H82V75H80ZM122 76V75H121ZM130 76H129V78H130ZM141 76V75H140ZM173 76V75H172ZM229 77L230 79L229 80H227V81H225L224 80V77ZM35 77V78H34ZM99 77V81H100V78ZM105 77V76H104ZM104 77H102V78H104ZM153 77V76H152ZM158 77V76H157ZM156 77V78H157ZM170 77H171V75H170ZM170 77H168V80L170 79ZM193 77V76H192ZM59 79L58 77H57V75H56V77H54V79ZM84 78V77H83ZM116 78V77H115ZM127 78H128V75H127ZM127 78H125V79H127ZM131 78V79H132ZM151 78V77H150ZM156 78L154 79L153 78V80H156ZM176 78H177V75H176ZM176 78H172L171 77V79H176ZM179 78V77H178ZM177 78V79H178ZM193 78V79H194ZM198 78H199V80H198ZM46 79V80H47ZM53 78H51L50 80H54ZM131 79H129V81H130V83L132 82V80ZM160 79H161V77H160ZM163 79V78H162ZM182 79V78H181ZM235 79V78H234ZM45 80V79H44ZM50 80H48V82L50 83ZM76 80V81H77ZM103 80V79H102ZM101 80V81H102ZM158 80V79H157ZM165 80H166V78H165ZM178 80H180V79H178ZM178 80L176 81V82H178ZM37 81V83L36 84H34V85H36V87H35V89H32L33 90V92H34V95L32 94V97H35L36 95H35V91L37 92V91H39L40 90V86H39V79H37L36 80ZM41 81V80H40ZM43 81V80H42ZM41 81V84L44 82H42ZM52 81H51V84H53L52 83ZM64 81H66V79L64 80ZM63 81V82H64ZM68 81V82H69ZM101 81H100V83H101ZM111 81V80H110ZM142 81H143V79H142ZM150 81V80H149ZM152 81V80H151ZM151 81H150V83H151ZM164 81V80H163ZM163 81H162V84H164V85H166L165 83H163ZM170 81V80H169ZM181 81V80H180ZM192 81V80H191ZM46 83V84H48L49 85V83ZM68 82H66V83H68ZM74 82H73V84H74ZM119 82V81H118ZM141 82V81H140ZM146 82V81H145ZM156 82V81H155ZM168 82V81H167ZM57 83H59L58 81H57ZM56 83V80H54V84H57ZM62 83V82H61ZM65 83V84H66ZM72 83V82H71ZM79 82L77 81V84H78ZM84 83V84H83ZM110 83V82H109ZM169 83V82H168ZM173 83H175V81H173ZM182 83V82H181ZM195 83V82H194ZM46 84H44V85H46ZM63 84V83H62ZM62 84H58V85H61V88H62V90H63V86H64V84L62 85ZM70 83H68V85L66 84V87H68V88H66L65 86V89H68L67 90V92L69 91V92H71L72 90H71V88L74 90V88L76 89L75 91L78 93L79 92V95H81V97H83L82 96V94L84 95V94H86V92H87V89H88V86H86V85H84V86H86V88L85 87H83L82 86V88L81 87H79V85L77 86V84H76V86H74L73 84V86L70 84ZM89 84V83H88ZM117 84V83H116ZM121 84V83H120ZM140 84V83H139ZM242 84H244L245 86H246V84H245V82L243 81L242 82ZM38 85V86H37ZM43 85V86H44ZM152 85V84H151ZM182 85H183V83H182ZM210 85H212V88L210 89V88H208V87H210ZM14 86H17L16 87V92L15 93H17V94H15L16 95V97L13 95V97L12 98H14L15 97V100H17L16 101V105L14 106L13 105V99L12 100H10L11 98H9V97H11V96H9L8 97V95H9V93H11V91H10V88H13ZM43 86H41L42 87V90H43ZM49 86H51V87H53L52 85H49ZM55 86H57V85H55ZM54 86V87H55ZM69 86L71 87V88H69ZM113 86V85H112ZM115 86H117V85H115ZM137 86V85H136ZM158 86V85H157ZM157 86H156V88H157ZM171 86H172V82H171ZM176 86V85H175ZM175 86H173L172 87V89L174 90V88H175ZM181 86V85H180ZM194 86V85H193ZM31 87V86H30ZM46 87H48L47 85H46ZM46 87H45V89H46ZM53 87V89H51L50 87H48L49 89H51V91L53 92V94L51 95L50 93V91H48V88H47V90H45L44 89V92L42 91V90H40L39 91V93H38V95L40 94V96H38V98H40V99H42V98H44V100H40V99H38V98H32V100L31 101H36L37 99L38 100H40V102H38V103H42L43 101H45L46 99L47 100H49V98L46 96V95H49L50 94V98H52L51 100H53V95L55 96V93H56V91H57V93H58V91L59 90H61V89H59V90H55V93H54V89L56 88H54ZM58 87V86H57ZM96 87V86H95ZM107 87V86H106ZM114 87V86H113ZM120 87V86H119ZM119 87H117V89L119 88ZM121 87H123L122 85H121ZM153 87H154V85H153ZM160 87V86H159ZM162 87V86H161ZM168 87V86H167ZM179 87V86H178ZM184 87H186V85L184 86ZM191 87H192V85H191ZM199 87V86H198ZM18 88V89H17ZM32 88V87H31ZM30 88V89H31ZM60 88V87H59ZM134 88L135 89H137L135 86H134ZM147 88V87H146ZM180 88V87H179ZM189 88H190V86H189ZM195 88V87H194ZM27 90V92H25L26 90ZM64 89V90H65ZM77 89H79V91L77 90ZM99 89V88H98ZM106 89V88H105ZM108 89H109V87H108ZM123 89V88H122ZM164 89V88H163ZM168 89V88H167ZM187 89V88H186ZM192 89V88H191ZM191 89H189V91H191ZM207 89H209V90H207ZM261 89V90H262ZM5 90V91H4ZM29 90V91H28ZM32 90H31V92H32ZM107 90V89H106ZM111 90V89H110ZM113 90V89H112ZM115 90H116V87H115ZM115 90H113L114 92H113V94H118V91H120L121 93H122V91L123 90H121V89H118V91L117 92H115ZM132 90V89H131ZM151 90V89H150ZM155 90V89H154ZM153 90V91H154ZM157 90H159V89H157ZM180 90V89H179ZM179 90H178V92H177V94L179 95ZM197 90V89H196ZM199 90V89H198ZM219 90H223L224 91V93H223V96H220V95H218L219 97H217V92L219 91ZM42 91V92H41ZM45 91L46 92H49V94L48 93H45ZM91 91V90H90ZM101 91H102V89H101ZM148 91V90H147ZM176 91H177V87H176ZM181 91H183V89H181ZM185 92H187L186 90H184ZM193 92L192 93H194V89L192 90ZM253 91V92H252ZM25 92V93H24ZM32 92V93H33ZM59 92H61V91H59ZM82 92V93H81ZM96 92H97V90L96 91H94L93 93H95V99H99V97L102 95L101 93L102 92H100V96H99V92L97 93V98H96ZM112 92V91H111ZM131 92V91H130ZM139 92V91H138ZM199 93H200V91H198ZM197 92V93H198ZM27 93V94H26ZM63 93H65L66 94V90H65V92H63ZM62 93V94H63ZM71 93H73V91L71 92ZM71 93H70V96H71ZM121 93H119V95H121ZM136 93V92H135ZM172 93V92H171ZM189 93V92H188ZM202 93V92H201ZM249 93V94H250ZM24 94H26V95H24ZM44 94H45V96H44ZM61 94V93H60ZM60 94L59 95H57V100H58V97H60ZM61 94V95H62ZM76 93L74 92V95H75ZM127 94H128V92H127ZM140 94V93H139ZM143 94V93H142ZM152 94H153V92H152ZM155 94H156V92H155ZM159 94V93H158ZM184 94V93H183ZM22 95H24L25 97L23 98V96ZM78 94H77V96L76 97H78V102H81L80 101V96H79ZM93 95V94H92ZM91 95V96H92ZM106 95H108V94H106ZM112 95V94H111ZM151 95V94H150ZM168 95V92H167V94H166V96ZM181 95H182V93H181ZM192 95V94H191ZM195 95V94H194ZM234 95V94H233ZM246 95H247V93H246ZM257 95V96H258ZM18 96H22V97H20L19 99H18ZM62 96H64V94L62 95ZM115 96V95H114ZM122 96V95H121ZM120 96V97H121ZM123 96H124V101H125V103L128 105V103H133L134 101L132 100V98L131 97H129V96H126L125 94H123ZM235 96V95H234ZM6 97H8V99L6 100ZM29 97H30V95H29ZM42 97V98H41ZM68 97H69V95H68ZM105 97V95H103V98ZM191 97V96H190ZM189 97V98H190ZM244 97H246L245 95H244ZM260 97H261V95H260ZM17 98V99H16ZM65 99L67 98V97H64ZM71 98H74V97H71ZM70 98V99H71ZM92 98V100L94 99L93 97H91ZM118 98V97H117ZM116 98V101H118V99ZM141 98V97H140ZM170 98V97H169ZM176 98V97H175ZM177 98H178V96H177ZM181 98V97H180ZM197 98V97H196ZM202 98H199V100L200 99H202ZM30 99V98H29ZM29 99L27 100V102L29 101ZM34 99V100H33ZM36 99V100H35ZM54 99H55V97H54ZM62 98L60 97V99L58 100V103H60ZM65 99H62V101L64 100L65 101ZM68 99L69 98H67V100H66V102L68 101ZM69 99V100H70ZM95 99L93 100L94 102H92L93 104L94 103H96L95 102ZM98 99H97V101H98ZM145 99V98H144ZM179 99V98H178ZM240 99V98H239ZM51 100H49L50 101V103L52 104L53 102L54 103H56L57 102V100H53V102L51 101ZM75 100V102L74 103H78L77 102V98L76 99H74ZM73 100V101H74ZM89 100V99H88ZM91 100V99H90ZM103 101H104V99H102ZM102 100L101 101H99L98 103L99 104H101V102H102ZM107 100V99H106ZM113 100V99H112ZM147 100V99H146ZM150 100V99H149ZM158 100V99H157ZM170 100V99H169ZM197 100V99H196ZM198 100V101H199ZM258 100V99H257ZM12 101V102H11ZM23 101L25 102L24 104H23ZM56 101V102H55ZM72 100H70V102H71ZM114 101V100H113ZM116 101H114L115 103H116ZM192 101H194L195 102V100H192ZM202 101H201V104H202ZM235 101H236V98H235ZM237 101H239V100H237ZM241 101V100H240ZM30 102V101H29ZM46 102V101H45ZM69 102V101H68ZM67 102V103H68ZM69 102V103H70ZM90 102V101H89ZM151 102V101H150ZM158 102V101H157ZM174 102V101H173ZM185 102H186V100H185ZM245 102V101H244ZM15 103V102H14ZM37 103V104H38ZM53 103V104H54ZM65 102H63V104H64ZM66 103V104H67ZM68 103V104H69ZM136 102H134V104H135ZM183 103V102H182ZM36 104V103H35ZM36 104V105H37ZM64 105L65 106V108H66V106L67 105ZM88 104V102L85 104V105H87ZM90 104H91V102L89 103V105H88V108L87 109H89L90 107H94V105H92V106H90ZM102 104H105V101H104V103H102ZM109 104V105H108ZM122 104V103H121ZM121 104H120V106H121ZM125 104V105H126ZM142 104V103H141ZM158 105H159V102L157 103ZM164 104H166L165 102H164ZM179 104V103H178ZM191 104V103H190ZM195 104V103H194ZM42 105H43V103H42ZM41 105V106H42ZM80 105V104H79ZM79 105H76V104H73V106L72 107H70L71 106V103H70V105H69V110L68 109H66V110H68V111H64V110H62L63 112H56V113H52L51 114V116H48V117H52V119L50 118V120H49V124H51L50 122H52V124H51V126L53 127V128H55L56 127V129H58V136H61L63 133L65 134V133H67V129H68V127H74L76 124H78V121L79 120H77V118H80V117H83V116H79V113L78 112H80V111H78V109H77V106L79 107ZM96 107H98V104L96 103ZM107 105H108V107L107 106H105V105H103L105 108H106V110H109L108 108H111L110 107V105H113V103L112 102H108L107 103ZM116 105H117V103H116ZM115 105V106H116ZM123 106H124V103L122 104ZM136 105H139V104H136ZM143 105V104H142ZM166 105H168V102H167V104ZM177 105V104H176ZM186 105V104H185ZM188 105V104H187ZM245 105V104H244ZM27 106H31V104H26V107ZM37 106H39V104L37 105ZM36 106V107H37ZM81 106V105H80ZM83 106V105H82ZM119 106V105H118ZM130 106V105H129ZM129 106H125L126 108H128ZM132 106L134 107V105L132 104ZM238 106H239V104H238ZM250 106H251V104H250ZM255 106V104H253V107ZM8 107V106H7ZM7 107L6 106H4V108H6V113H8V112H10V111H8L7 112ZM32 107V106H31ZM33 107H34V104H33ZM74 107V108H73ZM86 107V106H85ZM100 107V106H99ZM136 107V106H135ZM134 107V108H135ZM149 107V106H148ZM189 107V106H188ZM243 107V106H242ZM10 109H11V107H9ZM8 108V109H9ZM15 108H17V107H15ZM24 108V110H25V107H23ZM72 108V109H71ZM101 108V107H100ZM103 108V107H102ZM245 108V107H244ZM249 108V107H248ZM27 109H29V108H27ZM64 109V108H63ZM81 109V108H80ZM91 110H92V108H90ZM104 109V108H103ZM111 109H114V107H112ZM120 109V108H119ZM118 109V110H119ZM167 109V108H166ZM211 109V110H210ZM17 110V109H16ZM23 110V109H22ZM21 109H20V114H21V112H23ZM31 109H29L28 111H30ZM45 110V109H44ZM43 109H42V111H43V113H47V111H44ZM84 110V109H83ZM93 110H94V108H93ZM100 110V109H99ZM106 110H104L105 112H107ZM116 109H114V113L113 114H115V117L113 116V120L111 119L110 120V122H109V124L111 123H113V125H115L116 126V133H114V137H111L112 139H111V143H114V144H118V143H120V142H123L124 143V145H128L129 147H130V145L131 146H135L136 147V150H137V148L138 147H140L141 145H142V147L145 145V147H147V145H150V144H147V143H145V141L146 140H148L149 138L151 139V137H155V135L157 136V133L159 134V131H160V128H161V126H160V128H158L159 130H157V127H155L156 128V133H155V131H149L147 128H146V130H148V132H151V133H148V132H146V135L144 134V136H143V134L141 135V134H138L137 135V133H139V132H137V131H141V129L143 130L144 128H145V126H144V124L142 123V122H144L143 120L142 121H140L141 123H142V125L141 126H139V124L137 123V122H133L131 125H133V126H129L128 124H127V121H125L124 122V120L123 121H120L121 119L120 118H124V116H123V110H119L118 111V113L117 114H119V115H117L115 112ZM134 110H136V109H134ZM138 110V109H137ZM136 110V111H137ZM169 109H167V111H168ZM204 110L202 111L203 113H205L204 112ZM205 110V111H206ZM251 110V109H250ZM27 110H26V112H28ZM82 111V110H81ZM96 111V110H95ZM100 111H102V110H100ZM99 111V112H100ZM122 111V112H121ZM136 111H134V113L136 112ZM171 111H173V110H171ZM245 111H246V109H245ZM254 111V110H253ZM11 112H13V111H11ZM17 111H15V113H16ZM18 112H19V109H18ZM17 112V113H18ZM105 112L104 113H102L103 114V116L101 117V118H104L105 119ZM137 112H139L140 113V110H138ZM169 112V111H168ZM249 112V111H248ZM16 113V114H17ZM29 113V112H28ZM63 113V114H62ZM81 113V112H80ZM93 113V112H92ZM96 113H97V111H96ZM109 113V112H108ZM107 113V114H108ZM134 113H131L130 114V117H128L127 116V118H125V120L127 119L128 121H129V119H131L132 118V116L134 115ZM138 113V114H139ZM213 113H215L214 111H213ZM245 113H247V111L245 112ZM250 113V112H249ZM248 113V114H249ZM251 113H252V111H251ZM23 114V113H22ZM21 114V115H22ZM78 114V115H77ZM86 114V113H85ZM87 114H89V113H87ZM98 114V113H97ZM111 114V113H110ZM137 114V113H136ZM169 114V113H168ZM255 114V113H254ZM6 115V114H5ZM17 115H19V113L17 114ZM16 115V116H17ZM46 117H47V115H50V113L49 114H44ZM81 115V114H80ZM100 115V114H99ZM98 115V116H99ZM117 115V116H116ZM179 115V114H178ZM188 115V114H187ZM203 115V116H204ZM213 115V116H212ZM225 115V114H224ZM257 115V114H256ZM24 116H27L26 115V113L24 114ZM73 116V117H72ZM78 116V117H77ZM101 116V115H100ZM107 116H109V115H107ZM155 116V115H154ZM173 116V115H172ZM171 116V117H172ZM180 116V115H179ZM212 116V117H211ZM250 116V115H249ZM251 116H253V115H251ZM18 117V116H17ZM17 117H16V119H17ZM22 116H19V119L21 118ZM34 117V116H33ZM68 117H72L71 119L70 118H68ZM87 117V116H86ZM95 117V116H94ZM110 117H112V116H110ZM136 117V116H135ZM138 117V116H137ZM140 117H142V116H140ZM23 118V117H22ZM90 118V117H89ZM115 118V119H114ZM184 118H186V117H184ZM183 118V119H184ZM226 118V117H225ZM262 118V117H261ZM15 119V120H16ZM19 119L18 120H16V121H18L17 123L15 122V125L16 124H21V125H23V123H25L26 122V119H25V121L24 120H22V119H20V120H22V121H24L23 123H21L22 121H20L19 122ZM49 119V118H48ZM108 119V118H107ZM107 119H105V121H109V120H107ZM141 119V118H140ZM139 119V120H140ZM142 119H143V117H142ZM172 119H173V117H172ZM191 119V118H190ZM233 119V118H232ZM251 119V118H250ZM152 120V119H151ZM185 120V119H184ZM260 120V119H259ZM36 121V120H35ZM81 121V120H80ZM79 121V122H80ZM86 121V120H85ZM133 121V120H132ZM156 121V120H155ZM172 121V120H171ZM178 121V120H177ZM177 121H175V123L177 122ZM186 121V120H185ZM225 121H226V119H225ZM234 121V120H233ZM247 121H249V120H247ZM65 122H67V123H65ZM96 122H97V120H96ZM148 122V121H147ZM158 122V124L160 123L159 121H157ZM170 121L168 120V123H169ZM174 122V121H173ZM173 122H171L170 124H172L173 126H174V124H173ZM255 122H257V120H250V122H248L247 123V125H249V123L250 124H254ZM45 123V122H44ZM89 123V122H88ZM87 123V124H88ZM92 123V122H91ZM99 123V122H98ZM103 123V122H102ZM130 123V122H129ZM184 123V122H183ZM233 123H235V122H233ZM43 124V123H42ZM82 124V123H81ZM108 124V123H107ZM107 124H104L105 126H102V128H101V126H100V129H97L98 131H97V133H96V131H93V136H95V138H97L98 136H100L101 137V135H104L103 133L108 129V126H110L109 124L107 125ZM29 125V124H28ZM71 125V126H70ZM97 125H99V124H97ZM97 125H96V127H97ZM103 125V124H102ZM107 125V126H106ZM135 125V126H134ZM157 125V124H156ZM161 125H163V128H166L167 130L168 129H170V128H167V127H169V126H167V123L166 124H161ZM166 125V127H164ZM189 125V124H188ZM231 125V124H230ZM236 125H234V124H232L231 125V127L230 128H232L233 126L235 127ZM32 126V125H31ZM30 126V127H31ZM79 126H80V124H79ZM94 127V125H90V127H88V126H86L85 128H91V127ZM139 126V127H138ZM151 126V125H150ZM149 126V127H150ZM171 126V125H170ZM173 126L171 127L172 129H171V131L172 130H174L175 129V127L173 128ZM176 126V125H175ZM6 127L9 129L10 127H12V126H10L9 125V127H8V124H6ZM5 127V128H6ZM27 127V129H29V126H26ZM25 127V128H26ZM32 127H34V126H32ZM76 127H77V125H76ZM95 127V128H96ZM112 127V126H111ZM147 127V126H146ZM178 127V126H177ZM176 127V128H177ZM181 127V126H180ZM193 127V126H192ZM244 127V126H243ZM245 127H246V125H245ZM24 128V127H23ZM61 128H63V129H66V130H64V131H66V132H63L62 130H61ZM75 128V127H74ZM73 128V129H74ZM85 128H82V129H80L79 127L78 128H76V129H74L75 131H81L82 133H84L83 131L85 130ZM138 128L140 129V130H138ZM153 128V127H152ZM163 128H161L162 130H163ZM187 128H189V127H187ZM230 128L227 126V128H226V136H227V134L229 135L228 137H230V135L231 134H233L234 132H233V129L234 128H232V130H230ZM253 128V129H252ZM252 128H250V130H248L249 131V133H250V135H252V136H249V138L247 139V141L250 143H252L253 142V139H255V137H254V133H257V131L259 130V129H256V128H254V126L252 127ZM11 129H13L12 131L14 132V129H15V127H13V128H11ZM11 129H9V130H11ZM35 128H33V130H31V131H33L34 133H36L35 131L36 130H38L39 131V129H36V130H34ZM55 129V130H56ZM91 129H93V128H91ZM91 129H90V132H91ZM134 129L135 130H137L136 132L134 131ZM150 129V128H149ZM165 129V130H166ZM236 129V128H235ZM4 130V129H3ZM7 130V129H6ZM9 130H7L8 132H9ZM25 130V129H24ZM60 130V131H59ZM88 130V129H87ZM87 130H85V133H86V131ZM109 130H110V127H109ZM133 130V131H132ZM166 130V131H167ZM178 130H179V128H178ZM260 130H263L264 131V128L262 129V128H260ZM31 131H29V132H31ZM57 131V130H56ZM69 131V130H68ZM74 131V132H75ZM89 131V130H88ZM144 131H145V129H144ZM143 131V132H144ZM158 131V132H157ZM180 131V130H179ZM178 131V132H179ZM187 131H188V129H187ZM197 131V130H196ZM223 130H221V132H222ZM1 132V131H0ZM5 132L6 131H4V133L3 132H1V133H3L4 135H5ZM8 132H6V135L8 136L9 134H7ZM70 132V131H69ZM68 132V133H69ZM77 132H76V135H77ZM111 132V131H110ZM133 132L134 133H136V135H134L133 136ZM168 133V135L167 136H169L170 137V134L171 133H173V132H170V131H167ZM1 133H0V136L2 137V135H1ZM26 133H28V131L26 132ZM38 133V132H37ZM40 133V132H39ZM71 133V132H70ZM70 133H69V135H70ZM95 133V134H94ZM106 133V136H108L109 134H107L108 132L106 131L105 132ZM113 133V132H112ZM131 133H132V135H131ZM154 133V134H153ZM162 133H164V132H162ZM176 133V132H175ZM224 133V132H223ZM222 133V134H223ZM237 133V132H236ZM252 133V134H251ZM11 134H12V132H11ZM20 134V133H19ZM41 134V133H40ZM39 134V135H40ZM63 134V135H64ZM88 134V133H87ZM92 134V132L90 133V135ZM21 136H22V134H20ZM30 136L32 135V132H31V134H29ZM28 135V136H29ZM34 135H36V137L37 136H39L38 134H33L32 136H33V138H34ZM56 135V136H57ZM62 135V136H63ZM68 135V134H67ZM112 135V134H111ZM110 135V136H111ZM175 135V134H174ZM179 135V134H178ZM177 135V136H178ZM240 135V134H239ZM7 136H3V137H7ZM19 136V135H18ZM17 136V137H18ZM21 136H19V139L18 140H20V139H22L21 138ZM41 136H44V135H42L41 134ZM51 136V135H50ZM65 136V135H64ZM75 136V135H74ZM166 136V137H167ZM176 136V137H177ZM185 136V135H184ZM192 136V135H191ZM215 136H217V137H215ZM226 136H225V138H226ZM233 136H236V137H234V138H232ZM233 136L231 135V138H229V139H227V140H223V138H221L222 140V142L221 143H223V145H222V149L224 150L225 148V146L228 144V146H226L227 148L228 147H230V146H233V147H235L237 144H238V142H241L242 141V139H241V141H239L238 140V138H237V136H238V134L237 135H235V134H233ZM247 135H245V137H246ZM40 137V136H39ZM39 137H37L38 139H39ZM49 137V136H48ZM47 137V138H48ZM87 137V136H86ZM103 137V136H102ZM101 137V138H102ZM104 137H105V135H104ZM147 137V138H146ZM152 138L153 139V141L152 142H154V140H156L155 138ZM158 137V136H157ZM169 137H167V138H169ZM173 137V136H172ZM172 137H170V138H172ZM176 137H175V139L174 140H176ZM195 137V136H194ZM215 137V138H214ZM239 137V136H238ZM37 138H34L35 140L37 139ZM41 138V137H40ZM46 138V139H47ZM58 137H55L54 139L52 138V136H51V138H49V139H45L44 137H42L40 140L41 141H39L38 139V141H37V144H38V142H42V140L44 141V142H46V143H48V144H50V146L51 145H53V144H55V140H57V142H58V139H57ZM70 138H72V137H70ZM85 138V137H84ZM94 137H92V139H93ZM109 138L110 137H108V139H107V137H106V139H107V142H109L108 140H109ZM165 139V140H171V139ZM181 138V137H180ZM87 139H88V137H87ZM105 138L104 139H102V141L103 140H106ZM151 139V140H152ZM157 139H159V137L157 138ZM1 140V139H0ZM11 140V139H10ZM12 140H15V138L13 139L12 138ZM33 140V139H32ZM31 140V141H32ZM34 140V141H35ZM94 140V139H93ZM150 140V141H151ZM164 140V141H165ZM16 141V140H15ZM55 141V142H54ZM60 141V140H59ZM70 141V140H69ZM87 141H91V140H87ZM99 141V140H98ZM179 141V140H178ZM245 141V140H244ZM33 142V141H32ZM66 142V141H65ZM86 143V141H83V144H85ZM101 142V141H100ZM147 142H149V140L147 141ZM157 142V141H156ZM155 142V143H156ZM163 142V140L161 139V141L159 142V140H158V144L159 145H157V143H156V145L154 146V148H156V151L158 152V151H160V153L162 154V157L164 156L163 155V151H164V148H160L162 145H160V143H162ZM243 142V141H242ZM35 143V142H34ZM45 143V144H46ZM90 143V142H89ZM99 143V142H98ZM105 143V142H104ZM103 143V144H104ZM122 143V144H123ZM145 143V144H144ZM150 143V142H149ZM170 143V142H169ZM174 143H176V142H174ZM189 143V142H188ZM80 144V143H79ZM92 144H94V143H92ZM95 144H97V143H95ZM94 144V145H95ZM99 144H101V143H99ZM144 144V145H143ZM147 144V145H146ZM163 144V143H162ZM244 144H245V142H244ZM91 145V144H90ZM89 145V146H90ZM108 145V144H107ZM109 145H111V144H109ZM173 145V144H172ZM208 145H210V149H209V146ZM221 145V144H220ZM35 146V145H34ZM33 146V147H34ZM40 146V145H39ZM56 146H57V144H56ZM69 146H71V145H69ZM96 146H98V144L96 145ZM96 146H92V147H96ZM112 146H113V144H112ZM128 146H126V148L128 147ZM157 146H159V149L157 148ZM219 146V145H218ZM35 147H37V146H35ZM54 147V146H53ZM67 147V146H66ZM88 147V146H87ZM91 146L88 148V149H90V148H92ZM99 147H100V145H99ZM101 147H103V145L101 146ZM115 147V146H114ZM117 147V146H116ZM121 147H123V146H121ZM125 147V146H124ZM250 147L251 148H253V149H258V146H251V144H250ZM249 147V148H250ZM255 147V148H254ZM40 148H41V146H40ZM55 148H57V147H55ZM70 148V147H69ZM93 148V149H94ZM97 148V147H96ZM95 148V149H96ZM113 148V147H112ZM126 148H124L123 150H124V152H126L125 150H127ZM131 148V147H130ZM134 148V147H133ZM250 148V149H251ZM52 149V148H51ZM72 149V148H71ZM78 149V148H77ZM92 149V150H93ZM139 149V148H138ZM143 149V148H142ZM158 149V150H157ZM161 149V150H160ZM222 149H220V151L222 150ZM249 149V150H250ZM263 149V153H264V147L262 148ZM40 150V149H39ZM42 150H44V149H42ZM61 150V149H60ZM91 150V149H90ZM90 150H88V151H90ZM91 150V151H92ZM107 150V149H106ZM105 150V151H106ZM114 150V149H113ZM117 150H118V148H117ZM143 150H145V148L143 149ZM155 150V149H154ZM153 150V151H154ZM179 150H180V148H179ZM241 150V149H240ZM244 150V149H243ZM245 150H247V149H245ZM34 151V150H33ZM52 151V150H51ZM59 151V150H58ZM57 151V152H58ZM96 151V150H95ZM101 151V150H100ZM104 151V150H103ZM131 152L129 149L127 150V152ZM148 151V150H147ZM257 151V150H256ZM256 151H255V153L254 152H249L248 154H247V156H246V158H249V159H251L252 161H253V167H254V169L255 168H257V169H259V170H261L262 171V169H263V171L262 172H260V174H259V172L255 175V178H257V180L259 181V183L261 184V185H263L264 186V155H263V153H261V151L260 152H257L256 153ZM47 152H49V151H47ZM52 152H54V150L52 151ZM111 152V151H110ZM118 152V151H117ZM140 152H141V150H140ZM155 152V151H154ZM157 152L155 153V154H157ZM179 152V151H178ZM223 152V151H222ZM225 152V151H224ZM244 152V151H243ZM29 153V152H28ZM34 153H35V151H34ZM33 153V154H34ZM38 153V152H37ZM37 153H36V156H38L37 155ZM90 153V152H89ZM106 153H107V151H106ZM112 153V152H111ZM111 153H110V156H111ZM113 153H115V152H113ZM122 153V152H121ZM144 153V152H143ZM147 153V155H148V153H149V151L148 152H146ZM150 153H153V152H150ZM159 153V152H158ZM159 153V155H161ZM218 153V152H217ZM247 153V152H246ZM259 153V154H258ZM56 154V153H55ZM96 154V153H95ZM98 154V153H97ZM105 154V153H104ZM134 154V153H133ZM136 154H138V153H136ZM165 154V153H164ZM196 154V153H195ZM220 154V153H219ZM225 154V153H224ZM32 155V154H31ZM50 154H48V156H49ZM60 155V154H59ZM100 155H101V153H100ZM103 155V154H102ZM113 155L114 154H112V157H113ZM122 155V154H121ZM132 155V154H131ZM139 155V154H138ZM138 155H136V157L138 156ZM141 156H142V154H140ZM144 155V154H143ZM193 155V154H192ZM198 155V156H199ZM239 155V154H238ZM25 155H24V153H23V157H24ZM35 156V155H34ZM42 156H43V153H42ZM58 156V155H57ZM95 156V155H94ZM117 156V155H116ZM128 156V155H127ZM133 156H135V155H133ZM146 156V155H145ZM156 158H157V156L158 155H154ZM199 156V157H200ZM220 156H222L223 157V154L221 155L220 154ZM225 156V155H224ZM20 157H22V155L20 156ZM22 157V158H23ZM41 157V156H40ZM45 157V156H44ZM50 157H51V155H50ZM97 157V156H96ZM102 157H104V156H102ZM105 157L106 158H108L107 157V155H105ZM104 157V159H106ZM150 158V154H149V156H147V158ZM154 157V158H155ZM159 157V156H158ZM205 157V156H204ZM204 157H202V159L204 158ZM205 157V158H206ZM228 157V156H227ZM230 157V156H229ZM245 157V156H244ZM35 159H36V157H34ZM59 158H60V156H59ZM91 158V157H90ZM109 158H111V157H109ZM148 158V159H149ZM152 158V157H151ZM154 158H152L153 160H154ZM166 158V157H165ZM200 159V160H202L201 162V167H203V163H207V165L208 166H210L211 167V165H214L213 163H214V161L213 160H211V161H213L212 162V164H211V161H209L210 163L208 164V160L207 161H205L204 162V160H206V159ZM233 158V157H232ZM24 159V158H23ZM22 159V160H23ZM25 159H26V157H25ZM28 159V158H27ZM38 159V158H37ZM41 159H43V157L41 158ZM57 159V158H56ZM69 159V158H68ZM101 159V158H100ZM99 159V160H100ZM112 159H114V158H112ZM152 159H150V161L152 160ZM198 160H199V158H197ZM222 159H224L225 160V158H222ZM221 159V160H222ZM248 159V160H249ZM31 160H32V156H31ZM30 160V161H31ZM47 159H45V161H46ZM61 160H62V158H61ZM110 160V159H109ZM108 160V162H113V161H109ZM200 160H199V162H200ZM218 160V159H217ZM220 160V162H222ZM29 161V162H30ZM34 161V160H33ZM36 161H38V160H36ZM54 161V160H53ZM71 161V160H70ZM104 161V160H103ZM129 161V160H128ZM147 161V160H146ZM32 162V161H31ZM135 162L136 161H134L133 163L135 164ZM152 162V161H151ZM150 162V163H151ZM38 163V162H37ZM53 163V162H52ZM60 163V162H59ZM59 163H58V166H59ZM66 163V162H65ZM72 163V162H71ZM101 163V162H100ZM30 164V163H29ZM36 164V163H35ZM70 164V163H69ZM77 164V163H76ZM171 164V162L169 163V166H161L162 168H158V169H156L157 171H159L160 172V170H161V173H160V175H161V177H165L168 173H172V175H173V172L175 171V170H173L172 168H176L177 166H174V164H173V167L170 165ZM203 164V165H202ZM211 164V165H210ZM244 164H246V163H244ZM26 165H28V164H26ZM34 165V164H33ZM42 165V164H41ZM51 165V164H50ZM56 165V164H55ZM103 165V164H102ZM124 165V164H123ZM130 165H132L133 166V164H131L130 163ZM130 165H127V164H125L124 165V168H122V165L121 166H118V167H120L121 169H123V170H121L120 168V173H124V171H125V169L126 168H128L129 169V167H130ZM150 166H152V164H149ZM176 165V164H175ZM30 166V165H29ZM54 166V165H53ZM62 166V165H61ZM60 166V167H61ZM66 166H67V164H66ZM82 166V165H81ZM127 166V167H126ZM132 166H131V168H132ZM236 166V165H235ZM250 166V165H249ZM55 167V166H54ZM77 167V166H76ZM118 167H117V169H115V170H119L118 169ZM126 167V168H125ZM134 167V169H135V167H137V170L136 171H138V169L140 168H138V166L135 164V166H133ZM168 167V168H167ZM198 167H199V165H198ZM201 167H199L198 168V171L200 172V170H203V169H201ZM210 167H208L209 169H210ZM215 167V166H214ZM227 167H228V165H227ZM237 167V166H236ZM245 167V166H244ZM250 167H252V166H250ZM249 167V169H251V171H252V168H250ZM62 168H64V167H62ZM75 168V167H74ZM115 168V167H114ZM153 168V167H152ZM152 168H151V170H152ZM178 168V167H177ZM206 168V169H205ZM212 168H213V166H212ZM15 169V168H14ZM32 169V168H31ZM42 169H43V167H42ZM190 169V168H189ZM204 169L205 170H207L208 172H209V169H207V166H205L204 167ZM227 169V168H226ZM248 169V170H249ZM16 170H17V167H16ZM79 170V169H78ZM77 170V171H78ZM84 170V169H83ZM131 170V169H130ZM132 170H133V168H132ZM131 170V171H132ZM154 170V169H153ZM152 170V172H157L156 170L155 171H153ZM188 170V169H187ZM193 170V169H192ZM215 171H213V169L212 170H210L211 172L213 171V172H215V174H217V173H219L218 171H216V169H214ZM218 170V169H217ZM246 170V169H245ZM258 170V171H259ZM42 171V170H41ZM54 171V170H53ZM58 171H59V169H58ZM63 171V170H62ZM81 171H82V169H81ZM89 171V170H88ZM100 171V170H99ZM111 172L112 170H108V172ZM114 171V170H113ZM112 171V173H114ZM127 171V170H126ZM136 171H132L131 172V177H133L132 176V173L133 172H136ZM220 171V170H219ZM235 171V170H234ZM237 171V170H236ZM6 170H2V171H0V179L1 178H3L5 175H6ZM52 172V171H51ZM91 172V171H90ZM108 172H106V174L108 173ZM129 172V171H128ZM159 172H157V173H159ZM181 172V171H180ZM203 172H205V171H203ZM202 171H201V173H203ZM211 172H209V173H211ZM213 172H212V174H213ZM222 172V171H221ZM249 172V171H248ZM88 173V172H87ZM99 173V172H98ZM101 173V172H100ZM116 173V172H115ZM122 173V174H123ZM209 173L207 174V176H206V174L205 173H203L204 175H200L201 177H203L204 179H206L205 177H207V178H209L208 176H209ZM232 173V172H231ZM243 173V172H242ZM241 173V174H242ZM65 174V173H64ZM90 174H92V173H90ZM117 174H119V173H116V175ZM127 174V173H126ZM156 174V173H155ZM197 174H198V172H196V176H197ZM211 174V175H212ZM215 174H213V175H215ZM220 174V173H219ZM246 174V173H245ZM251 174V173H250ZM30 175V176H29ZM76 175V174H75ZM109 175H112V174H109ZM114 175V174H113ZM121 175V174H120ZM129 175V174H128ZM133 175H134V173H133ZM144 175V174H143ZM211 175H210V177H211ZM218 175V174H217ZM217 175L215 176L216 177V179L218 180L219 179V184L221 185V180H222V177L221 176H223L224 175V173L222 172L221 173V176L220 175H218V176H220L219 178H217ZM244 175V174H243ZM21 178H20V181H23L24 180V178H26V180H27V178H30L31 177V174H24V173H21ZM29 176V177H28ZM40 176V175H39ZM99 176V175H98ZM101 176V175H100ZM100 176L99 177H97V178H100ZM103 176L106 178V175H104V173H103ZM103 176H101V178H103ZM119 176V175H118ZM117 176V177H118ZM129 176V177H130ZM135 176V175H134ZM199 176V175H198ZM199 176V178H200V180L202 179L201 177ZM246 176V175H245ZM245 176H242V177H245ZM249 176V175H248ZM41 177V176H40ZM65 177V176H64ZM107 177H108V175H107ZM114 177V176H113ZM130 177V178H131ZM252 177H254V176H252ZM251 177V178H252ZM56 178V177H55ZM134 178V177H133ZM213 178H214V176H213ZM213 178H210V179H213ZM225 178V177H224ZM239 178V177H238ZM248 178V177H247ZM22 179V180H21ZM42 179V178H41ZM46 179V178H45ZM44 179V180H45ZM93 179V178H92ZM117 179V178H116ZM127 179H128V176H127ZM126 179V180H127ZM135 179V178H134ZM194 179V178H193ZM204 179H202V181L204 180ZM215 179V178H214ZM215 179V180H216ZM9 180V179H8ZM25 180V181H26ZM38 180V179H37ZM95 180V179H94ZM215 180H213V181H215ZM226 181V178L225 179H223V181ZM249 180V179H248ZM18 181V180H17ZM16 181V182H17ZM20 181H18L19 183L17 184L16 182L15 183H13L12 185H11V189L12 190H17L16 192H20V191H23V189L22 188H24V187H22V185L25 183V181L23 182V184H22V182H20ZM96 181V180H95ZM132 181V180H131ZM149 181V180H148ZM205 181H207L206 183H207V186H209L210 184L209 183H211V182H209V179L207 180H205ZM212 181V180H211ZM222 181V182H223ZM224 181V182H225ZM231 181V180H230ZM233 181V180H232ZM231 181V182H232ZM245 181H247V180H245ZM258 181H257V183H258ZM8 182H10V180L8 181ZM29 182H30V180H29ZM38 182V181H37ZM99 182V181H98ZM127 182V181H126ZM151 182V181H150ZM150 182H145L146 184H149ZM201 182V181H200ZM209 182V183H208ZM234 182V181H233ZM243 182V181H242ZM248 182V181H247ZM254 182H255V179H254ZM21 183V184H20ZM28 183V182H27ZM101 183V182H100ZM225 183H227V182H225ZM249 183L251 184V182L249 181ZM252 183H253V180H252ZM41 184V183H40ZM81 184V183H80ZM88 184H89V182H88ZM204 184H205V182L202 184L203 186H204ZM216 184H217V186H216V188L219 186L218 185V183H217V181H216ZM224 184V183H223ZM222 184V185H223ZM231 185H232V183H230ZM64 185H65V183H64ZM90 185H91V183H90ZM89 185V186H90ZM213 185H215V182H213L212 183V185H211V187L213 186ZM227 185V184H226ZM230 185V186H231ZM1 186V185H0ZM5 186H7V185H5ZM5 186H3L4 187V189H5ZM37 186V185H36ZM87 186V185H86ZM103 186V185H102ZM234 186V185H233ZM250 186V188H251V186H252V188H254L253 186L254 185H249ZM257 186V185H256ZM8 187H10L9 185H8ZM85 187V186H84ZM88 187V186H87ZM94 187V186H93ZM206 187V186H205ZM214 187V186H213ZM224 187H225V185H224ZM232 187V186H231ZM241 187H242V185H241ZM240 187V188H241ZM2 188V187H1ZM28 188V187H27ZM37 188V187H36ZM75 188V187H74ZM83 188V187H82ZM89 188H91V187H89ZM115 188H116V186H115ZM146 188H147V186H146ZM223 188V187H222ZM240 188H237L236 187V193H238V191H239V193H240ZM3 189V190H4ZM6 189H8V188H6ZM5 189V190H6ZM58 189V188H57ZM62 189V188H61ZM60 189V190H61ZM137 189V188H136ZM141 189V188H140ZM144 189H145V187H144ZM198 189H200V188H198ZM211 189V188H210ZM213 189V188H212ZM219 189V187L216 189V190H218ZM225 189V188H224ZM229 189V188H228ZM243 190H244V188H242ZM257 189V188H256ZM258 189H259V187H258ZM1 190V189H0ZM3 190L1 191V192H3ZM5 190H4V192H5ZM24 190H25V188H24ZM36 190V189H35ZM78 190V189H77ZM111 190V189H110ZM216 190H214L215 192V195H214V193H213V195L215 196V198H216V196L219 194H217L216 193ZM220 190V189H219ZM233 190H234V188H233ZM249 190V189H248ZM251 190V189H250ZM249 190V191H250ZM7 191H9V189L7 190ZM59 191V190H58ZM101 191V190H100ZM261 191V190H260ZM11 192V191H10ZM13 192V191H12ZM92 192V191H91ZM162 192V191H161ZM213 192V191H212ZM218 192V191H217ZM220 192V191H219ZM229 192V191H228ZM244 192H246L245 190H244ZM252 192V191H251ZM262 192V191H261ZM261 192H258V193H261ZM29 193V191L27 190V194ZM56 193V192H55ZM111 193H112V191H111ZM124 193V196H125V194L127 193V192H123ZM163 193V192H162ZM223 193V192H222ZM233 193H235V192H232V194ZM234 194V195H237V194ZM239 193H238V195H239ZM247 193V192H246ZM250 193V192H249ZM4 194H6V192L5 193H1V196H5ZM8 194V193H7ZM20 194H22V193H20ZM25 194V193H24ZM31 194V193H30ZM70 194V193H69ZM200 194V193H199ZM251 194V193H250ZM10 195V194H9ZM16 195V194H15ZM58 195V194H57ZM56 194H55V198H56V196H57ZM60 195V194H59ZM123 195V194H122ZM126 195H128V194H126ZM203 195H205L204 193H203ZM228 195H230V194H228ZM237 195V196H238ZM252 195V194H251ZM255 195V194H254ZM260 195V194H259ZM1 196H0V199L1 200H3V197L1 198ZM21 197H22V195H20ZM20 196H18V197H20ZM30 196V195H29ZM64 196V195H63ZM66 196H68V194H66ZM262 196H263V194H262ZM261 196V197H262ZM6 197H7V195H6ZM13 197V196H12ZM38 197V196H37ZM52 197V196H51ZM50 197V198H51ZM126 198H127V196H125ZM142 197V196H141ZM173 197V196H172ZM231 197V196H230ZM235 197V196H234ZM245 197V196H244ZM5 198V197H4ZM9 198V197H8ZM33 198V197H32ZM48 198H49V196H48ZM54 198V197H53ZM58 198V197H57ZM56 198V199H57ZM68 200V202H69V198L68 197H66ZM94 198V197H93ZM124 198V197H123ZM139 198H140V196H139ZM159 198H160V196H159ZM252 198V197H251ZM254 198H256V196L254 197ZM26 199V198H25ZM34 199V198H33ZM78 199V198H77ZM142 199L143 198H141L139 201H138V203L139 204H141V203H143V206H144V201L143 202H141L142 201ZM206 200L208 199V198H205ZM244 199V198H243ZM242 199V200H243ZM263 199H264V197H263ZM262 199V200H263ZM40 201H38L39 203H43V204H45L44 202H41V199H39ZM124 200H125V198H124ZM163 200V199H162ZM209 200V199H208ZM233 200V199H232ZM11 201H13V199L11 200ZM37 201V200H36ZM43 201H44V199H43ZM47 201V200H46ZM49 201V200H48ZM123 201V200H122ZM126 201V200H125ZM136 201V202H137ZM228 201V200H227ZM233 201H235V199L233 200ZM250 201H253V202H256V203H258V197H257V201H256V199L255 200H250ZM260 201H261V199H260ZM50 202H52L51 200H50ZM60 202V201H59ZM66 201H64V203H65ZM208 202V201H207ZM210 202V201H209ZM241 202V201H240ZM8 203H9V201H8ZM22 203V202H21ZM37 203V202H36ZM35 203V205H37ZM57 203V202H56ZM67 203V202H66ZM138 203L136 204L135 203V205H138ZM223 203V202H222ZM225 203V202H224ZM236 203V202H235ZM235 203H233V205L235 206ZM261 203H262V201H261ZM53 204V203H52ZM166 204V203H165ZM212 204V203H211ZM243 204H245V203H243ZM264 204V203H263ZM262 204V205H263ZM9 205V204H8ZM40 205V204H39ZM232 205V204H231ZM237 205V204H236ZM242 205V204H241ZM256 205V204H255ZM6 206V205H5ZM10 206V205H9ZM38 206V205H37ZM51 206V205H50ZM56 206H57V204H56ZM141 206H142V204L139 206H137V207H140V208H137L136 207V210L137 209H140V210H142V209H144V208H142L141 209ZM228 206V205H227ZM244 206V205H243ZM248 206V205H247ZM257 206V205H256ZM255 206V207H256ZM259 206V205H258ZM2 207H4V206H2ZM1 207V208H2ZM18 207V206H17ZM145 207V206H144ZM191 207H192V205H191ZM229 207V206H228ZM232 207V206H231ZM235 207H237V206H235ZM263 207V206H262ZM262 207H260V208H262ZM0 208V209H1ZM45 208V207H44ZM60 208V207H59ZM155 208H157V207H155ZM214 208V207H213ZM240 208V207H239ZM244 208V207H243ZM20 209V208H19ZM19 209H18V211H19ZM56 209V208H55ZM152 209V208H151ZM225 209V208H224ZM228 209V208H227ZM226 209V210H227ZM249 209V208H248ZM257 209H258V207H257ZM11 210V209H10ZM21 210V209H20ZM139 210V211H140ZM226 210H225V212H226ZM229 210H230V207H229ZM246 210V209H245ZM250 210H252L251 208H250ZM47 211V210H46ZM255 211V210H254ZM1 212L2 211H0V214H1ZM36 212V211H35ZM79 214H81V212H82V209H81V212L80 211H77ZM187 212V211H186ZM211 212V211H210ZM223 212H224V210H223ZM229 212V211H228ZM231 212H232V210L230 211V215H232L231 214ZM236 212V211H235ZM241 212V211H240ZM247 212V211H246ZM264 212V211H263ZM6 213H7V211H6ZM105 213V212H104ZM196 213V212H195ZM198 213V212H197ZM201 213V212H200ZM200 213H199V215H200ZM218 213V212H217ZM244 213V212H243ZM242 213V214H243ZM260 213V212H259ZM9 214V213H8ZM14 214V213H13ZM60 214V213H59ZM221 214V213H220ZM226 214V213H225ZM256 214H257V212H256ZM5 215V214H4ZM187 215H188V213H187ZM224 215V214H223ZM229 214H226V215H224V216H228ZM254 216H255V214H253ZM262 215V214H261ZM17 216V215H16ZM41 216V215H40ZM76 216H77V214H76ZM79 216V215H78ZM201 216V215H200ZM221 216V215H220ZM237 216H239V215H237ZM242 216H244V215H242ZM245 216H246V214H245ZM248 216V215H247ZM249 216H251V215H249ZM1 217V216H0ZM10 218L12 217V216H9ZM14 217V216H13ZM17 217H19V216H17ZM22 217V216H21ZM103 217V216H102ZM197 217H199V216H197ZM7 218H8V216H7ZM6 218V220H8ZM16 218V217H15ZM13 219V221H11L12 219H9L8 221H11L10 223V226L11 225H13L14 226V224L13 223H17L18 221H19V219L18 218H16V219ZM122 218V217H121ZM200 218V217H199ZM203 219H204V216L202 217ZM226 218H228V217H226ZM231 218H233L232 216H231ZM240 218V217H239ZM247 218H249V217H247ZM251 218H253V217H251ZM250 218V219H251ZM5 219V216L3 217V220ZM23 219H24V217H23ZM46 219H48V218H46ZM92 219V218H91ZM196 219V218H195ZM235 219V218H234ZM256 219V218H255ZM1 221H2V219H0ZM5 220V221H6ZM36 220V219H35ZM206 220V219H205ZM204 220V221H205ZM227 220V219H226ZM231 220V219H230ZM253 220V219H252ZM4 221V222H5ZM37 221V220H36ZM39 222H40V220H38ZM38 221L35 223V226H37L38 228L40 227V225L39 224H41V222L43 221H41L40 223H38ZM112 221V220H111ZM199 220L197 219V222H198ZM215 221V220H214ZM255 221V220H254ZM7 222V221H6ZM31 222L33 223V221L31 220ZM52 222V221H51ZM188 222H190V221H188ZM207 222V221H206ZM236 222V221H235ZM2 223H3V221H2ZM8 223V222H7ZM34 223L32 224V226L33 227H35L34 226ZM38 223V224H37ZM227 223V222H226ZM244 223V222H243ZM256 223V222H255ZM259 223V222H258ZM1 224V223H0ZM5 224V223H4ZM9 224V223H8ZM37 224V225H36ZM44 224V223H43ZM60 225L62 224V223H59ZM59 224H58V226H59ZM183 224V223H182ZM191 224V223H190ZM253 224V223H252ZM7 225V224H6ZM16 225V224H15ZM39 225V226H38ZM63 225V224H62ZM198 228H200L201 229V232H200V230L198 231L196 228H192V226H191V229L190 230H188L187 231V234H185V236H184V238H180L181 240H182V243L180 242L179 243V246H180V244H181V247H179V248H186L187 249V254H186V260L184 259V254H183V256H182V254H180L181 253V251L179 252V250H178V252L176 251H174L173 253H172V250H170V252L169 251H167L168 253H170V254H168V261H166V259L167 258H165V256H164V258L165 259H163V260H165V262H163V264H194V257H193V255H195V257H198L199 255H197V253H200L201 251H204V248L203 247H201V246H196V244L195 243H197V245H198V243L202 240V238L208 243L207 245H209V243L210 242H208V239H210L209 237V231H208V229H207V226L208 225H206V224H204V223H201V221L200 222H198ZM247 225V224H246ZM261 225V224H260ZM9 225H7V227H8ZM41 226H43V228H44V230H46L45 229V225H41ZM190 226V225H189ZM210 226V225H209ZM250 226V225H249ZM252 226V225H251ZM257 226V225H256ZM259 226V225H258ZM263 226H264V224H263ZM20 227V226H19ZM36 227V229H38ZM50 227V226H49ZM134 227V226H133ZM141 227V226H140ZM228 227V226H227ZM237 227V226H236ZM2 228V227H1ZM3 228H4V225H3ZM18 228V227H17ZM41 228V227H40ZM39 228V229H40ZM43 228H41L40 230H42L43 231ZM62 228V227H61ZM162 228V227H161ZM167 228H169L168 226H167ZM216 228V227H215ZM223 228V227H222ZM229 228V227H228ZM258 228V227H257ZM256 228V229H257ZM262 228V227H261ZM261 228H259V229H261ZM8 229V228H7ZM10 229V228H9ZM36 229H34V230H36ZM136 229V228H135ZM213 229V228H212ZM235 229V228H234ZM240 229H242V228H240ZM252 229V228H251ZM263 229H264V227H263ZM262 229V230H263ZM1 230V229H0ZM5 230V229H4ZM40 230H38V231H40ZM53 230V229H52ZM87 230V229H86ZM88 230H89V228H88ZM137 230H139L138 228H137ZM176 230V229H175ZM215 230V229H214ZM221 230V229H220ZM244 230V229H243ZM262 230H260L259 231V233L260 232H262ZM7 231V230H6ZM9 231V230H8ZM37 231V230H36ZM41 231V232H42ZM47 231V230H46ZM167 231V230H166ZM223 231V230H222ZM232 231V230H231ZM230 231V232H231ZM239 231V230H238ZM248 231V230H247ZM254 231H255V229H254ZM258 231V230H257ZM5 232V231H4ZM10 232V231H9ZM16 232V231H15ZM20 232V231H19ZM18 232V233H19ZM87 232V231H86ZM219 232V231H218ZM229 232V231H228ZM235 232H236V230H235ZM241 232V231H240ZM248 232H250L251 233V231H248ZM12 233V232H11ZM213 233H215V232H213ZM263 233L264 232H262V234H261V236H263ZM2 234V233H1ZM15 234V233H14ZM139 234V233H138ZM143 234H144V232H143ZM243 234V233H242ZM25 235V234H24ZM117 235V234H116ZM184 235V234H183ZM221 235V234H220ZM224 235H226V234H224ZM223 235V236H224ZM231 235V234H230ZM237 235V234H236ZM244 235V234H243ZM256 235V234H255ZM4 236V235H3ZM22 236V235H21ZM130 236V235H129ZM141 236V235H140ZM139 236V237H140ZM180 236V235H179ZM254 236V235H253ZM252 236V237H253ZM2 237V236H1ZM7 237V236H6ZM19 238H20V241H21V239H22V237H20V234H19V236H18ZM132 237V236H131ZM151 237V236H150ZM149 237V238H150ZM183 237V236H182ZM237 237V236H236ZM251 236H250V238H252ZM26 238H28V237H26ZM147 238V237H146ZM208 238V239H207ZM220 238V237H219ZM225 238V237H224ZM238 238H239V236H238ZM241 238H242V236H241ZM259 238L260 239H262L261 237H260V235H259ZM24 239V238H23ZM114 239V238H113ZM138 239V238H137ZM157 240L156 238H154L153 237V240ZM193 239H196L197 241L193 244V242L192 241H194ZM12 240V239H11ZM16 240H17V236H16ZM16 240H14V237H13V241L12 242H14V241H16ZM19 240V239H18ZM25 240V239H24ZM139 240V239H138ZM148 240H150V239H148ZM152 240V241H153ZM212 239H210V241H211ZM242 240V239H241ZM246 240V239H245ZM251 241H252V239H250ZM263 240V239H262ZM262 240H259V242L260 241H262ZM20 241H18V242H20ZM26 241V240H25ZM145 241V240H144ZM159 241V240H158ZM157 241V242H158ZM165 241V240H164ZM173 241V240H172ZM171 241V242H172ZM204 241V242H205ZM223 241H225V240H222V242ZM238 241V240H237ZM244 241V240H243ZM264 241V240H263ZM9 242V241H8ZM24 242V241H23ZM31 241L29 240V243H30ZM35 242V241H34ZM142 242V241H141ZM156 242V241H155ZM154 242V243H155ZM171 242H169V243H171ZM213 242H215V241H213ZM219 242V241H218ZM233 242V241H232ZM252 242H254V241H252ZM16 243H17V241H16ZM150 243V242H149ZM159 243V242H158ZM161 243V242H160ZM159 243V244H160ZM163 243V242H162ZM166 244H168L167 242H165ZM235 243V242H234ZM254 243H256V242H254ZM7 244V243H6ZM9 244V243H8ZM32 244V243H31ZM147 244V243H146ZM151 244H152V242H151ZM173 244V243H172ZM202 244H203V240H202ZM201 244V245H202ZM223 244H224V242H223ZM226 244V243H225ZM227 244H229V243H227ZM231 244V243H230ZM253 244V243H252ZM2 245H4V244H2ZM12 245V244H11ZM125 245V244H124ZM155 245H157L156 243H155ZM162 245L163 244H161L160 246H161V248H159V249H162ZM199 245H200V243H199ZM216 244L214 243V246H215ZM221 245V244H220ZM219 245V246H220ZM255 245V244H254ZM257 245V244H256ZM10 246V245H9ZM8 246V247H9ZM16 246V245H15ZM151 246V245H150ZM164 246V245H163ZM171 246V245H170ZM205 247H206V245H204ZM261 247H263V245H260ZM4 247V246H3ZM2 247V248H3ZM26 247H28V246H26ZM26 247H24V249H23V253H24V251L26 252V250H28ZM29 247H31V246H29ZM28 247V248H29ZM32 247H34V249H33V251L32 252H35V249L36 248H38L37 250H39V251H37L36 253H38L39 254V252H40V248L39 247H36V246H32ZM149 247V246H148ZM156 247V246H155ZM209 247H210V245H209ZM223 247V246H222ZM228 247V246H227ZM226 247V248H227ZM230 247V246H229ZM1 248V249H2ZM16 248H17V246H16ZM96 248V247H95ZM129 248V247H128ZM140 248V247H139ZM143 248V247H142ZM212 248V247H211ZM215 248V247H214ZM247 248H248V245H247ZM253 248V247H252ZM256 248V247H255ZM258 248H260V247H258ZM0 249V250H1ZM30 249V248H29ZM132 249V248H131ZM137 249V248H136ZM145 249V248H144ZM171 249V248H170ZM185 249V250H186ZM198 249H199V251H198ZM206 249V248H205ZM217 249H219V247L217 248ZM216 249V250H217ZM234 249V248H233ZM244 249V248H243ZM246 249V248H245ZM262 249V248H261ZM153 250H155V249H153ZM158 250V249H157ZM184 250V249H183ZM182 250V251H183ZM210 250V249H209ZM208 250V251H209ZM214 250V249H213ZM220 250V249H219ZM222 250V249H221ZM247 250V252H248V249H246ZM255 250V249H254ZM256 250H257V248H256ZM139 251V250H138ZM160 251V250H159ZM259 251V250H258ZM263 251H264V248H263ZM31 252V249L28 251V253L30 254H32L31 256H33L34 254H36V253H32ZM95 253H92V255L94 254V256L96 255V251H94ZM105 252V251H104ZM153 252V251H152ZM162 252V251H161ZM211 252V251H210ZM224 252H226V251H224ZM231 252V251H230ZM233 252H235V251H233ZM246 252V251H245ZM247 252H246V254H247ZM261 252V251H260ZM27 252H26V254L25 255H27L28 254ZM134 254L132 255V256H134L137 260H135V262H136V264H145V263H143L142 262V260H141V258H140V256L138 255L137 256V253L135 254V251L133 252ZM160 253V252H159ZM162 253H164V252H162ZM203 253V252H202ZM201 253V254H202ZM212 253V252H211ZM221 253V252H220ZM250 253V252H249ZM263 253V252H262ZM37 254V255H38ZM130 254V253H129ZM166 254V253H165ZM180 254V255H179ZM205 254V253H204ZM210 254V253H209ZM208 254V255H209ZM223 254H225V253H223ZM233 254V253H232ZM252 254V253H251ZM256 254V253H255ZM40 255V254H39ZM49 255V254H48ZM145 255H146V253H145ZM149 255V254H148ZM163 255V254H162ZM217 255V254H216ZM231 255V254H230ZM229 255V256H230ZM245 255V254H244ZM29 256V255H28ZM31 256H29V257H31ZM35 256V255H34ZM129 256V255H128ZM153 256V255H152ZM159 256V258H160V256L161 255H158ZM211 256H213V255H211ZM215 256V255H214ZM225 256V255H224ZM223 256V257H224ZM229 256H228V258H229ZM236 256V255H235ZM237 256H239V254L237 255ZM49 257V256H48ZM130 257V256H129ZM143 257V256H142ZM148 257V256H147ZM162 257V256H161ZM203 256L201 255V258H202ZM207 257V256H206ZM217 257H219V256H217ZM221 257V256H220ZM249 257V256H248ZM33 258V257H32ZM38 258V257H37ZM104 258V257H103ZM135 258H133V259H135ZM144 258H146V256L144 257ZM152 258V257H151ZM150 258V259H151ZM158 258V257H157ZM163 258V257H162ZM161 258V259H162ZM208 258V257H207ZM206 258V259H207ZM214 258V257H213ZM216 258V257H215ZM234 258V257H233ZM238 258H240V256L238 257ZM252 258V257H251ZM29 259H31V258H29ZM35 259H36V257H35ZM34 258H33V262H34V260H35ZM105 259V258H104ZM130 259H131V257H130ZM205 259V260H206ZM219 259V258H218ZM222 259V258H221ZM226 259H227V256H226ZM253 259V258H252ZM258 259V258H257ZM264 259V258H263ZM147 260V259H146ZM157 260V259H156ZM190 260L192 261V262H190ZM224 260V259H223ZM239 260V259H238ZM242 260V259H241ZM255 260V259H254ZM31 261V262H32ZM123 261H125V260H123ZM128 261H129V259H128ZM127 261V262H128ZM148 261V260H147ZM153 261V260H152ZM159 261H160V259H159ZM158 260H157V262H159ZM188 261V262H187ZM207 261V260H206ZM214 262H215V260H213ZM217 261V260H216ZM229 261V260H228ZM259 261V260H258ZM261 261V260H260ZM262 261H264V260H262ZM13 262L14 261H12V263H10L9 262V264H13ZM103 262V261H102ZM107 262V261H106ZM150 262V261H149ZM149 262H146V264L147 263H149ZM154 262V261H153ZM152 262V263H153ZM156 262V264H160L161 263V261L159 262V263H157ZM196 262H198V261H196ZM204 262V261H203ZM235 262V261H234ZM233 261H232V264L234 263ZM118 263H119V261H118ZM123 263V262H122ZM129 263V262H128ZM131 263V262H130ZM151 263V264H152ZM155 263V262H154ZM209 263H211L210 261H209ZM213 263V262H212ZM217 263V262H216ZM218 263H220V262H218ZM227 263V262H226ZM236 264L237 263H242V262H240V261H236L235 262ZM261 263V262H260ZM259 263V264H260ZM15 264H17V262L15 263ZM113 264V263H112ZM115 264V263H114ZM200 264H202V263H200ZM207 264V263H206ZM215 264V263H214ZM221 264H223V263H221ZM248 264V263H247ZM261 264H264V262H262Z\"/></svg>",
  "mask_w": 264,
  "mask_h": 264
},
{
  "label": "snow or ice",
  "instance_id": "3",
  "mask_svg": "<svg viewBox=\"0 0 264 264\" xmlns=\"http://www.w3.org/2000/svg\"><path fill=\"white\" fill-rule=\"evenodd\" d=\"M24 55L30 57L31 53H25ZM29 62L30 61L27 59H20L19 64H17V67L23 66ZM13 63L15 64L16 62L14 61ZM192 175H195L194 171L192 169H188L182 174V176L180 178H178L177 192H176V199L177 200L182 199L184 185L187 183V181L189 179H191ZM126 191H129V192L134 191V188L133 189H127ZM19 255H23V253H17V256H19Z\"/></svg>",
  "mask_w": 264,
  "mask_h": 264
},
{
  "label": "clouds",
  "instance_id": "4",
  "mask_svg": "<svg viewBox=\"0 0 264 264\" xmlns=\"http://www.w3.org/2000/svg\"><path fill=\"white\" fill-rule=\"evenodd\" d=\"M236 0H223L224 6L230 11L236 12L234 7ZM254 7H257L259 10L264 11V0H256Z\"/></svg>",
  "mask_w": 264,
  "mask_h": 264
}]
</instances>
